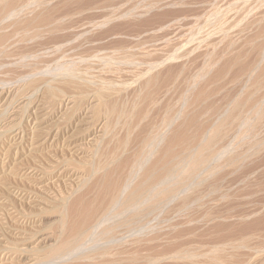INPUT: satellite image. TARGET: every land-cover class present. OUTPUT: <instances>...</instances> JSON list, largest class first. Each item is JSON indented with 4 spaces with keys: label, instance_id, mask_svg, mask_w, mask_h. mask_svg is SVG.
<instances>
[{
    "label": "bare ground",
    "instance_id": "obj_1",
    "mask_svg": "<svg viewBox=\"0 0 264 264\" xmlns=\"http://www.w3.org/2000/svg\"><path fill=\"white\" fill-rule=\"evenodd\" d=\"M22 1V0H21ZM29 1V0H28ZM27 0H26V4L24 3V4H22V6L20 5V0H0V57H1V55L2 54H4L5 53V50H6V53H9V49H8V52H7V49L6 48H9L10 47V49L12 50V47L11 46H13L14 47V45H16V44H18V42L20 41V43H19V46L21 45V43H23V42H26L27 43V45L30 43V41H32L33 43L35 42V40H37V39H44L45 41L47 40V41H49V43H50V41L51 42H53L54 43V40H61V41H63V39L65 40L66 38H67V36H68V34H67V29L69 28V25H68V23H67V25H66V23H65V25H64V23H62L63 22V20H64V22H65V19H70L72 16H73V14H71L69 11L67 12H65L64 13V11H62L63 13H60V12H58L57 10V12H55L54 11V9L52 10V11H54L55 12V14H54V12H52V11H50V9H49V11L48 10H43L41 7H44L43 5L45 4V1H48V0H41V1H36V2H34L35 0H32L31 2L29 1L28 2ZM52 1V0H51ZM50 1V2H51ZM64 1V0H63ZM162 1V0H161ZM178 1V0H177ZM183 1V0H182ZM211 1H213V0H211ZM221 1V0H220ZM219 1V2H220ZM256 1V0H255ZM254 1V2H255ZM23 2H25V1H23ZM33 2V3H32ZM53 2V1H52ZM61 1H59L58 3H60ZM146 2V1H145ZM167 2V1H166ZM179 2V1H178ZM216 2V1H215ZM238 2V1H237ZM253 2V3H254ZM263 2H264V0H263ZM262 2V3H263ZM64 3H66V2H64ZM144 3V2H143ZM173 3V2H172ZM183 3V2H182ZM205 3V2H204ZM207 3V2H206ZM250 3V2H249ZM61 4V3H60ZM151 4V3H150ZM150 4H147L148 6V10L149 9H152L153 7H154V5H150ZM181 4V3H180ZM184 4H186L185 2H184ZM190 4V3H189ZM210 4H212V3H210ZM247 4V3H246ZM246 4H245V6H246ZM252 4V3H251ZM250 4V5H251ZM261 4V3H260ZM260 4L258 3V5L260 6ZM264 4V3H263ZM51 5V4H50ZM63 5V4H62ZM61 5V6H62ZM136 5V4H135ZM179 5V4H178ZM215 5H217V4H215ZM220 5V4H219ZM249 5V6H250ZM258 5H256V6H258ZM262 5V4H261ZM48 6V5H47ZM60 6V7H61ZM67 6V5H66ZM152 6V7H151ZM182 6V5H181ZM218 6V5H217ZM223 6V5H222ZM231 6H233V5H231ZM237 6V5H236ZM235 6V7H236ZM238 6H239V4H238ZM255 6V7H256ZM258 6V7H259ZM264 6V5H263ZM46 7V6H45ZM55 7V6H54ZM59 7V8H60ZM83 7V6H82ZM105 7V6H104ZM112 7V6H111ZM110 7V8H111ZM121 7V6H120ZM119 7V8H120ZM143 7V6H142ZM208 7V6H207ZM248 7V6H247ZM247 7H245V8H243L244 10L247 8ZM63 8V7H62ZM93 8V7H92ZM101 8V7H100ZM109 8V7H108ZM113 8V7H112ZM132 8V7H131ZM218 7H216L215 8V11L213 10V13H215V12H217L216 11V9H217ZM233 8H234V6H233ZM232 8V9H233ZM257 8V7H256ZM40 9V10H39ZM57 9V8H56ZM65 9V8H64ZM63 9V10H64ZM69 9V8H68ZM84 9V8H83ZM95 10H96V8H94ZM124 9V8H123ZM154 9H155V7H154ZM156 9H157V7H156ZM209 9V8H208ZM213 9V8H212ZM219 9V8H218ZM217 9V10H218ZM221 9L222 8H220L219 10L221 11ZM231 9V8H230ZM237 9V8H236ZM254 9V8H253ZM264 9V8H263ZM66 10V9H65ZM90 11H92L91 9H89ZM101 10H102V8H101ZM108 10V9H107ZM116 10V9H115ZM122 10V9H121ZM135 10H137V9H135ZM145 10L146 9H144V12H145ZM225 10H226V8H225ZM234 10V9H233ZM251 10V9H250ZM256 10V9H255ZM76 11H77V9H76ZM81 11V10H80ZM83 12L85 11V10H82ZM87 11V10H86ZM89 11V12H90ZM110 11V10H109ZM238 11V10H237ZM79 12V11H78ZM78 12H76V14H78ZM89 12H87V13H89ZM108 12V11H107ZM122 12V11H121ZM126 12V11H125ZM222 12V11H221ZM231 12V11H230ZM249 12V11H248ZM254 12H256V11H254ZM254 12H252V14L254 13ZM259 12V11H258ZM257 12V13H258ZM260 12H261V10H260ZM263 12V11H262ZM57 13H58V15H57ZM60 13V14H59ZM81 13V16H82V12H80ZM100 13V12H99ZM103 13H105L104 11H103ZM114 13H118V12H114ZM114 13H110V15L109 16H107V17H104V19L102 18V20L100 21V20H98L99 22H96V23H94L95 22V20H93L92 22L94 23V25L93 24H90V26H88V27H86V25L84 26L85 28H86V30L84 31V32H86V34H87V44H86V46L84 47V49L86 48V47H88V46H90V47H96V46H100L101 45V43H103V40H109L110 38H114L117 34H118V31H119V29H118V31L116 30V29H113V28H111L110 30H107V31H104V32H102L103 30H101V29H103L104 27L106 28V26H108L109 25V23L111 22V23H113L112 21L113 20H115V18H118V17H113V15H116V14H114ZM127 13V12H126ZM153 13H155V12H153ZM209 13V12H208ZM212 13V14H213ZM223 14H224V8H223V12H222ZM222 13H220V14H222ZM239 13H241V12H239ZM95 14V13H94ZM120 14V13H119ZM118 14V15H119ZM137 14V13H136ZM152 14V13H151ZM164 14V13H163ZM216 14V13H215ZM225 14H226V12H225ZM224 14V15H225ZM244 14V13H243ZM249 14V13H248ZM251 14V12H250V15H252ZM260 14V13H259ZM263 14V13H262ZM70 15H72V16H70ZM79 15V18H80V14H78ZM126 15V14H125ZM128 15V14H127ZM214 15V14H213ZM224 15H219V16H221V18L224 16ZM254 16L256 15V13L255 14H253ZM90 16V15H89ZM104 16V15H103ZM212 15H210V17H211ZM219 16H217V17H219ZM241 16H243V15H241ZM245 16V15H244ZM74 17V16H73ZM97 17H99V16H97ZM215 17V16H214ZM246 17V16H245ZM259 17V18H258ZM264 16H262L261 15V17L260 16H258L257 15V19H255L254 21L255 22H257V21H259V19L260 18H263ZM83 18H84V16H83ZM86 18V17H85ZM84 18V19H85ZM89 18V17H88ZM91 18V17H90ZM89 18V19H90ZM94 18V17H93ZM100 18V17H99ZM114 18V19H113ZM212 18V17H211ZM220 18V19H221ZM240 18V17H239ZM256 18V17H255ZM145 19V18H144ZM167 19V18H166ZM218 19V18H217ZM222 19H224L225 20V16H224V18H222ZM221 19V20H222ZM236 18H234V20H235ZM242 19H243V17H242ZM253 19H254V17H253ZM71 20V19H70ZM69 20V21H70ZM73 20V19H72ZM83 20V19H82ZM154 20V19H153ZM158 20V19H157ZM208 20H209V18H208ZM214 20H215V18L213 19V20H211V21H213V23H214ZM219 20V19H218ZM223 20V21H224ZM86 21H88V20H86ZM145 21V20H144ZM201 21V20H200ZM210 21V23H212ZM227 21V20H226ZM233 21V20H232ZM261 21H262V19H261ZM80 22V21H79ZM82 22V21H81ZM81 22H80V24H81ZM91 22V21H90ZM128 22V21H127ZM143 22V21H142ZM151 22V21H150ZM228 23H229V21H227ZM238 22H239V19H238ZM242 22V21H241ZM251 22V21H250ZM252 22H253V20H252ZM254 22V23H255ZM83 23V22H82ZM117 23V22H116ZM118 23L120 24V21H118ZM117 23V24H118ZM195 23V22H194ZM207 23V22H206ZM213 23H212V25H213ZM216 24H217V22H215ZM214 23V24H215ZM218 23H219V21H218ZM232 22H230V24H231ZM233 23H235V21H233ZM72 24L74 25L75 24V21H74V23L72 22ZM77 24H78V22H77ZM79 24V25H80ZM129 24V23H128ZM128 24H126L127 25V27L129 26ZM132 24V23H131ZM133 24H134V22H133ZM145 24V23H144ZM146 24H148V25H146ZM146 24L145 25H143L142 24V26L140 25V27L136 30L135 28H133V30L134 31H132L129 27V29L130 30H128L127 31V29H126V31L127 32H129V31H132V32H129V34H128V38H129V40L131 41H135V45L133 46L132 45V47H126V46H124V49H122L121 50V48L123 47V46H121V48H120V46H119V48L117 49V52H118V50H121V52L123 53V55H124V53L126 54L123 58H122V62H120V60H118V58L116 57V56H118L120 53H118V55H116V56H114L116 53L114 52V51H116V50H114V48L112 49L113 50V57L115 58H117V60L120 62V64H117V63H119V62H117V60L116 59H114L113 58V60H115L116 61V64L117 65H119L120 67L122 66V64H123V66H125V70L123 71V69L120 71H118V69H120V67L119 68H115V69H117V71L121 74V75H119L118 76V74H117V76L119 77H116V80H114L113 78V76H114V74L113 73H109V69H108V71H107V69L106 68H104V67H102V69H104V71L106 72H108L107 73V75L109 76V74H110V76L111 75H113L112 76V78L110 77V80H109V77L106 79L107 80V82L103 79H101L100 77V81L102 80V81H105L104 83H101L100 82V84L97 82V84L95 83V78H93V75L91 76V78H92V80L93 81H91V80H88L89 78H90V75L91 74H94V77L97 75V73L100 71L99 69L101 68V65L98 63L99 61H100V57H102L101 58V61L100 62H102V63H104L105 61L107 62L108 60L110 61V59L109 58H111V60H112V57H109L108 56V58H107V56H104V54H105V52H104V54L102 53V55L104 56V57H106V58H104V60H103V56H98V55H101V51H100V53L99 52H97V51H99L98 49L96 50V51H94L95 53V55L97 56H95L94 54H92V55H94L97 59L99 58V61L96 59L95 61H98L97 63L99 64V65H97V63H95L96 64V66L98 67V66H100V68L97 70V67H96V69H95V67L94 68H92V65H94L93 63L91 64V68L94 70L95 69V73H91L90 74V72H89V70H87L88 69V67H86V68H84L83 66H86L87 64H88V66H89V63L91 62L90 61V59L91 58H93L94 56H92V57H90L89 55H88V57L90 58V59H88L87 61L89 62V63H87L86 62V58H85V60L83 61V57L82 58H79V59H81L80 60V63H75V65L78 67V65L77 64H79V67H83L84 69H85V71H84V69H82V67H81V71L83 72V74H84V72H87L88 71V73H89V77H88V79H85V77H83V79H82V77H80L79 78V76L77 77V76H75V74L73 73V72H71L68 68L67 69H65L62 73H58V74H60L61 75V78L59 79V80H57L56 79V77L58 78V75L56 76V77H54L56 80H57V83H54V80L55 79H49L48 80V78H47V80L45 81V80H40L41 82L42 81H44L45 82V85H44V89H43V91H42V93H44V95L48 98V101H49V99H51L49 102L51 103V105H52V102L51 101H54V99H55V101H56V99L57 98H59V95H63V93H64V96H62L63 97V99H64V97H65V90H71V91H73L74 90V94H73V92L71 93V94H73V95H70L69 96V94H70V92H69V94L67 95L68 97H65V99L62 101V98H61V100L59 99V101L58 102H60V101H62L61 103H60V105H59V110H61V109H63V107H68V106H71V108L73 107V109L75 110V111H68L69 112V115H65L64 117H66V118H64L65 120H63V121H66V119H68L67 121H69L70 123H71V121L70 120H72V118L69 120V118H70V113L71 112H73V113H75L76 112V110L77 109H79V107H80V109H82L83 107H82V104H81V106H79V103L81 102L82 103V100H85V99H87L90 103H88L87 102V105H86V101H85V106H84V123L83 122H81V121H83V120H81L80 122H81V124H84V136L82 135V133H81V131H80V133H81V137H80V139H76L77 137L79 138V135H78V133H74V132H76V131H78V130H76L77 129V125H79L78 123V119H76V120H78L77 121V123H76V125L75 126H73L72 128H73V134L74 135H72L71 136V134H70V138H67V139H65V145L66 146H68L69 147V144H70V142L72 143V144H74V146H73V148L77 151V152H79L80 151V148H81V144H80V142H81V140H84V141H86V139L88 140L89 139V141H87L86 143H88V142H91V145H92V147L91 148H87V150H85L86 148L85 147H87L86 145H88V144H86V145H84L83 147H84V159H85V154L88 152L89 154H90V156H91V158L90 159H85L84 160V163H83V161L81 162V163H83L84 164V173H81V172H74L75 170H73L72 172H73V174H74V177H75V184H76V187H77V189H82V188H86V192L88 193V190L89 191H91L92 192V195H94V196H92L91 195V197H93V198H91L92 200H88V199H90L89 197H90V195H88V196H86V195H84L83 197H82V194L83 193H81V195H80V193H79V195H80V197H77V194H78V192H76V194L74 195L73 193H75V192H73V193H71L70 195H71V197H74V196H76V198H74L72 201L70 200V198L68 199V200H70V201H67V200H65V198H64V200L63 199H61V200H63V201H57L56 202V204H52V205H49V206H43L44 208H39L40 209V211H35V213H37V212H39V215H38V217H37V219L39 220V217L42 215V214H40V213H43V215H45V214H47V215H50L51 217H52V215L54 216L53 217V222L52 223H50V225H52V227H54L55 229H57L54 233H53V231H52V229H54V228H52V227H50L51 228V231H52V233L51 232H49L48 234H46V235H44V236H42V237H40V238H36L35 237V235L33 234V235H31L28 239H26L25 238V240L27 241V244H25L24 242H23V240L21 241V242H23L25 245H23L22 247L23 248H19V246L18 245H16V244H8V238H6L5 237V233L4 232H6L5 230H4V228H3V225L1 224V218H2V216H3V212H4V209L9 205V203H11V201H0V263H4V261L6 260V256H7V253H9V252H11V253H13L14 255H15V258L13 257H11L12 259L10 260V261H14V262H12V264H96V262L94 261L96 258L98 259V260H100V262H99V264H253L256 260H258V258L259 257H261V255L259 256V254H260V241L261 240H263L264 239V237L261 239V237H260V234L259 233H257V232H254L252 229L256 226V223H254V222H252V223H249V224H247L246 222V224H243V223H239V224H236L237 222H238V219H237V222L235 223V224H233L232 222H229L228 220L229 219H233V216L231 217V218H229L230 217V215L229 214H224V215H222V214H220V215H218L217 216V214H215V215H212V213L210 214L209 212H206L204 215H202V217H197V218H193V216H195V215H193V216H191L190 215V218H181L180 217V219H176V217H175V215L173 216V217H175V218H167L168 217V215H167V217H165L166 216V214L164 215V217L163 216H159V217H157V218H154V219H150V215H149V217H147L146 215H148L147 214V212L149 213V214H151V212H152V210H150V209H152V208H156L157 207V209L158 208H160L161 207V205H163L165 202H167L166 200L167 199H169V198H175V199H179L180 198V193H184V192H187V191H189L190 189H193L194 187H198L199 185H201L204 181H206L208 178H210V177H212L214 174H216V173H218V172H220V170L224 167V168H226L225 166H232V165H234V164H236V160L234 159V154H233V151H234V148L236 149V151H235V154H236V156L238 157V159H239V157H240V153L239 154H237L238 152L237 151H239V149H241V148H238L237 149V145L234 143V145H232V146H234V148L233 147H231V145L229 146V145H227V146H222V147H220V150L218 149H216V152L215 153H205L206 151L207 152H209V150H210V148H212V144H214V143H216V141L217 142H219L218 141V139H220V138H218L219 136L221 137V135H219V134H221V133H219V132H221L222 130H223V128L226 126L225 125V123H224V121H222V122H219L218 124L216 123V124H214L212 121V123H213V126H212V124H211V126L209 127V128H207L205 131H207L205 134H202V135H204L201 139V145L202 146H200V147H195V148H192V150H191V152H189V153H187V154H181V156L180 155H175L174 154V147L173 148H171V146H173L175 143L176 144H179L180 143V141H181V139L182 138H184V136L182 137V133H185V131L183 132V129H182V122H184L183 120L185 119V112H186V110L184 111V109H188V108H186L187 107V100H186V97L185 96H187L188 94H189V91H192V89H194V88H192L194 85L196 86V82L198 83V79H196V80H198V81H196V80H194L193 81V83H191V85H192V87H191V85H189L190 86V89H187L186 90V92H185V94H184V96L183 97H181L180 99H181V101H178L179 102V109L178 110H174V109H176V107H178L177 106V104H176V106L174 107V108H172V110L171 111H173V112H175V113H173V112H171L172 114H173V116L171 117V118H169V116H168V120L166 119L165 120V122L164 123H162L161 125H159L160 127L158 128V130L155 132V134H154V131L156 130V129H154V130H152L153 131V134L154 135H148L149 133H151V132H149L151 129H149L148 130V132L149 133H147V136H146V138L144 139V140H142V145H143V148H141L140 150H141V152H140V150H138V152H140L139 154H137V156H136V158H135V160L132 162L131 160H129L130 158H129V155H131V154H129L128 155V153H132V152H130V151H133V149L131 150V147L129 148L130 150H129V152L126 154V158H124L123 159V161H119V159L121 158V156H118V158L117 157H115L116 155H119L120 154V152H121V150L123 149V150H125V151H127L126 149L129 147V146H131L130 145V143H129V146L127 147L126 146V144L128 143L127 141H132V140H127L126 138H129L128 136H129V133L127 134L126 133V131L128 130L127 128H125V133L126 134H124L125 136L126 135H128V136H126L125 137V139H124V136H122L123 137V139L127 142H125L124 144H122L123 142H121V141H119L118 140V138L116 139V140H114L115 139V136L116 135H118L117 133H120V132H117L116 133V135H113L114 133H113V130L115 129H113L112 128V126L114 127H116V129H117V131H119V129L118 128H120L121 127V125H120V127H118L117 128V126L119 125L118 124V122L120 121V119H121V114H122V109H120V108H117V104H118V106H119V103H121V102H119L120 100V98H121V101L123 102V100H124V96L123 95H120V96H123V97H120V98H118V100H116V101H118L119 103H116L115 102V100H113V98H114V95H116L117 94V92H118V94L120 93V90H122L121 92H123V93H121V94H127V92L128 91H130V90H132V86L133 85H137L138 84V87H139V85H140V89H143V91H148L147 90V88L148 87H151V85L152 86H154V87H158V84L160 85L161 84V82L163 83V85H164V81H167V78H168V80L170 81V79L169 78H171L170 76L171 75H173V70H176V69H173V67H167V66H170V64L172 63V64H174L175 62L177 63V62H179V60H180V57H181V50H179L178 48H175L174 49V47H173V49H172V51H171V49L169 50V49H167L166 50V46H167V38H166V36H165V30H166V27L165 26H163V24H161V23H159V22H157L156 23V25L157 26H155V24H154V26L152 27V25H150L149 24V22L147 21L146 22ZM230 24H228V25H230ZM250 25H252L251 23H249ZM262 24H264V23H262ZM121 25V24H120ZM138 25V24H137ZM197 25V24H196ZM219 25H221V24H219ZM235 25V24H234ZM240 25V24H239ZM243 25H244V22H243ZM259 25V24H258ZM76 26V25H75ZM122 26V25H121ZM134 26V25H133ZM133 26H131V27H133ZM211 26V25H210ZM232 25H230V27H231ZM241 26V25H240ZM255 26H257V25H255ZM262 26V25H261ZM72 27V26H71ZM77 27H79V26H77ZM114 27V26H113ZM120 27V26H119ZM123 27V26H122ZM151 27V28H150ZM208 26H206V28H207ZM219 27V26H218ZM263 27V26H262ZM108 28V27H107ZM116 28V27H115ZM124 28V27H123ZM172 28V27H171ZM199 28V27H198ZM202 28H204V27H202ZM222 28H224V26L223 27H220L218 30H219V33L220 34H222V33H224V31H225V29H224V31H223V29ZM239 28V27H238ZM247 28V27H246ZM10 29V30H9ZM109 29V28H108ZM125 29V28H124ZM123 29V30H124ZM205 29V28H204ZM203 29V33H205V30ZM208 29V28H207ZM239 29H241V28H239ZM251 29H252V27H251ZM255 29V28H254ZM7 30L9 31V32H7ZM12 30V32H10ZM69 30V29H68ZM73 30V29H72ZM71 30V31H72ZM199 30V29H198ZM228 30V29H227ZM246 30V29H245ZM250 30V29H249ZM262 30L264 31V29L262 28V29H258V31H261V33H264V32H262ZM22 31H24V33H22L21 34V36H19L18 35V32H22ZM70 31V30H69ZM68 31V32H69ZM100 31L102 32V33H100ZM202 31V30H201ZM207 31V30H206ZM211 31V30H210ZM214 31V30H213ZM236 31H237V33H238V30L236 29ZM240 31H242V29L240 30ZM7 32V33H6ZM15 32H16V36L18 35V37H20L19 39H17L18 40V42H16L15 41V39H14V43L16 42V44H14V43H12V40L11 39H13V37L15 38V36H13L12 37V34H10V33H14L15 34ZM123 32V31H122ZM200 32V31H199ZM249 32H251V31H249ZM74 33H76V32H74ZM77 33H78V31H77ZM81 33H82V31H81ZM121 33V32H120ZM207 34H209V32H206ZM213 33V32H212ZM230 33H232V31L230 32ZM229 33V34H230ZM237 33H235V34H237ZM9 34H10V36L12 37H10V39H9ZM20 34V33H19ZM85 36H86V34L85 33H83ZM124 34H125V32H124ZM168 34V33H167ZM227 34V33H226ZM228 34V35H229ZM243 34L245 35V33L243 32ZM253 34V33H252ZM78 35V34H77ZM197 35V34H196ZM196 35L194 34V36H192V38L189 40L190 42H196V45H197V47H199L200 46V44H201V41H199L198 39H199V37L197 36L196 37ZM210 35V34H209ZM216 35V34H215ZM224 35V34H223ZM248 35V34H247ZM246 35V37H249V36H247ZM256 35V34H255ZM79 36V35H78ZM85 36H83V37H85ZM118 36H119V34H118ZM150 36V37H149ZM204 36V35H203ZM211 36H214V34L213 35H211ZM222 36V35H221ZM230 36V35H229ZM228 36V37H229ZM243 36V35H242ZM18 37H16V38H18ZM70 37V36H69ZM201 37V36H200ZM207 37H210V36H207ZM231 37V36H230ZM233 37V36H232ZM236 37V36H235ZM245 37V36H244ZM245 37V38H246ZM256 37V36H255ZM257 37H259V35L257 36ZM74 38V37H73ZM127 38V37H126ZM154 38H157V40H160L161 41V44L157 47L156 45V47H154V46H152L150 43H149V41L151 40V39H154ZM189 38V37H188ZM212 38V37H211ZM211 38H209V39H211ZM219 38V37H218ZM27 39V40H26ZM141 39V42H143V41H147L149 44H147V46H149V45H151V46H149L148 48H144V44H145V42H144V44L143 45H141L142 43H139L138 44V41ZM178 39V38H177ZM204 39V38H203ZM214 39V38H213ZM212 39V40H213ZM222 39V38H221ZM220 39V40H221ZM237 39V38H236ZM235 39V40H236ZM256 39V38H255ZM258 39H260V37L258 38ZM263 39V38H262ZM24 40H26V41H24ZM72 40V39H71ZM82 40H84V39H82ZM81 40V41H82ZM85 40V41H86ZM123 40H124V38H123ZM149 40V41H148ZM182 40V39H181ZM205 41H206V39H204ZM208 40V39H207ZM212 40L210 41L211 43H212ZM218 40V39H217ZM226 40H227V38H226ZM244 40V39H243ZM249 40V39H248ZM257 40V39H256ZM261 40V39H260ZM264 40V39H263ZM11 41V42H10ZM29 41V42H28ZM69 41V40H68ZM109 41H111V40H109ZM108 41V42H109ZM125 41V40H124ZM156 41V40H155ZM154 41V42H155ZM159 41V42H160ZM222 41V40H221ZM232 41V40H231ZM230 41V42H231ZM237 41V40H236ZM254 41V40H253ZM70 42V41H69ZM78 42V41H77ZM83 42V41H82ZM122 42V41H121ZM151 42V41H150ZM170 42V41H169ZM173 42V41H172ZM220 42V41H219ZM219 42H217L216 40H215V44L217 45V43H219ZM241 42V41H240ZM244 42V41H243ZM249 42V41H248ZM259 42V41H258ZM79 43V42H78ZM132 43V42H131ZM151 43H153V42H151ZM182 43V42H181ZM203 43H205V42H203ZM207 43V42H206ZM205 43V44H206ZM214 43V42H213ZM223 43V42H222ZM250 43V42H249ZM249 43H248V46H249ZM253 43H255V42H253ZM35 44H36V42H35ZM58 44V43H57ZM80 44V43H79ZM155 44H158L157 42L155 43ZM190 44V43H189ZM188 44V45H189ZM192 44V43H191ZM190 44V45H191ZM210 44V43H209ZM209 44L207 43V45H208V47L207 48H209ZM214 44V45H215ZM239 43H237V45H238ZM244 44H245V42H244ZM257 44V43H256ZM260 44H262V43H260ZM25 45V44H24ZM23 45V46H24ZM30 45V44H29ZM32 45H34V44H32ZM38 45V44H37ZM40 45V44H39ZM48 45V44H47ZM61 45H63V43L61 44ZM78 45V44H77ZM103 45H105V44H103ZM114 45V44H113ZM126 45V44H125ZM128 45V44H127ZM189 45V46H190ZM193 45H195V44H193ZM202 45H204V44H202ZM223 45V44H222ZM222 45H221V47H222ZM231 45H232V42H231ZM234 45V44H233ZM246 45V44H245ZM253 45V44H252ZM35 46V45H34ZM49 46H50V44H49ZM106 46V45H105ZM112 46V45H111ZM115 46V45H114ZM143 46V47H142ZM183 46V45H182ZM211 46V45H210ZM243 46V45H242ZM251 46V45H250ZM249 46V47H250ZM255 46V45H254ZM15 47H17V46H15ZM25 47V46H24ZM26 47H29V46H26ZM31 47V46H30ZM29 47V49L31 50V48ZM36 47V46H35ZM80 47H81V45H80ZM100 47H102V46H100ZM106 47H108V46H106ZM126 47V48H125ZM168 47V46H167ZM200 47H202L203 48V46H200ZM199 47V48H200ZM218 46H215L214 48H217ZM229 47H230V45H229ZM234 47V46H233ZM246 47V46H245ZM253 47V46H252ZM261 47V46H260ZM259 47V48H260ZM34 48V47H33ZM32 48V49H33ZM40 48H41V46H40ZM76 48V47H75ZM82 48V47H81ZM80 48V49H81ZM109 49H110V47H108ZM189 48H191V50H192V47H189ZM206 48V46L204 47V49ZM213 48V47H212ZM219 48V47H218ZM224 48H225V46H224ZM226 48H228V46L226 47ZM225 48V49H226ZM232 48V47H231ZM258 48V47H257ZM263 48H264V45H263V47H261V49H257V50H260V54H259V58L257 57V59H259L258 60V62H257V64L255 65V63H254V65L252 66V65H248V66H251V68L250 67H248V68H244L245 70H243V71H246V72H242L243 74H245V77H244V82H245V80H246V82L244 83L243 82V84L244 85H242V86H244V88L242 87V90L243 89H245L246 87H247V85L248 86H250L249 85V83H251V80H253V81H255L254 83H251V84H254V85H256V87L257 86H260L261 85V83H262V81L264 80V70L263 69H259V67L261 68V64L263 63L264 64V50H263ZM16 49V48H15ZM23 49V48H22ZM36 49V48H35ZM59 49V48H58ZM63 49V48H62ZM65 49V48H64ZM63 49V50H64ZM79 49V48H78ZM77 49V50H78ZM88 49V48H87ZM92 49V48H91ZM90 48L88 49V50H86V52L88 51V52H91L92 53V50H91ZM107 49V48H106ZM187 49V48H186ZM210 49V48H209ZM220 49H223V48H220ZM30 50H26L27 52L29 51L30 52ZM34 50V49H33ZM39 50V49H38ZM93 50H95V49H93ZM104 50H105V47H104ZM108 50V49H107ZM107 50H105V51H107ZM111 50V49H110ZM123 50L125 51V52H123ZM170 52H169V51ZM190 50V52L192 53V51L194 50H192L191 51ZM213 50V49H212ZM216 50H218V49H216ZM252 50H253V48H252ZM251 50V51H252ZM262 50V51H261ZM36 51V54H37V49L35 50ZM40 51V50H39ZM43 51V50H42ZM55 51V50H54ZM67 51V50H66ZM103 51V50H102ZM186 51H189V50H186ZM196 51H197V49H196ZM195 50H194V52H195V54L197 53ZM200 51V50H199ZM220 51V50H219ZM226 51H227V49H226ZM228 51H229V49H228ZM233 51H235V50H233ZM239 51V50H238ZM249 51H250V49H249ZM22 52H24V51H22ZM27 52H25V53H23L24 55H25V57H29V56H31V55H34V51L32 52V54H31V52H30V54L31 55H29V53H27ZM68 52V51H67ZM82 52H83V50H82ZM86 52H84V54H83V56L85 55L86 56ZM88 52H87V54H88ZM96 52H97V54H96ZM168 52V53H167ZM183 52H184V50H183ZM190 52H188L189 53V57L191 56L190 54ZM203 54H204V50H202L201 51ZM207 52H209L208 50H207ZM213 52H214V50H213ZM225 52V51H224ZM230 52H232V50L230 51ZM39 53H41V51L39 52ZM44 53V52H43ZM66 53V52H65ZM110 53H111V55H112V52H109V55H110ZM121 53V54H122ZM185 53V52H184ZM187 53V52H186ZM235 53V52H234ZM238 53V52H237ZM256 53V52H255ZM11 54H13V53H11ZM52 54V53H51ZM81 54V53H80ZM80 54H79V52H78V56L80 57ZM120 54V55H121ZM208 54V53H207ZM207 54H206V56H207ZM212 54V53H211ZM215 54V53H214ZM226 54V53H225ZM225 54H222V55H225ZM228 54H229V52H228ZM238 54H240V53H238ZM7 55V54H6ZM8 55H10V54H8ZM41 54H39V56H40ZM48 55V54H47ZM46 55V56H47ZM50 55V54H49ZM56 55H57V53H56ZM75 55V54H74ZM76 55V56H77ZM105 55H108L107 54V52H106V54ZM119 55V56H120ZM213 55V54H212ZM231 55V54H230ZM4 55H2V57H3ZM35 56V57H34ZM34 56H31L30 57V60H34V61H37V60H39V61H41L40 59H39V57H37L38 56V54H37V56L36 55H34ZM52 56H54L55 57V54L54 55H52ZM84 56V57H85ZM118 56V57H119ZM185 56V55H184ZM186 56H188V55H186ZM214 56V55H213ZM227 56V55H226ZM233 56V55H232ZM235 56V55H234ZM233 56V57H234ZM254 56H255V54H254ZM253 56V57H254ZM37 57V60H35V58ZM41 57V56H40ZM51 57V56H50ZM189 57H187V58H189ZM197 57V56H196ZM220 57V56H219ZM222 57V56H221ZM220 57V58H221ZM235 57H237V55L235 56ZM244 57V56H243ZM252 57V58H253ZM3 58H6V59H8V57L7 56H4ZM13 58H14V56H13ZM49 58V57H48ZM183 58H186V57H183ZM186 58V59H187ZM207 58V57H206ZM212 58V57H211ZM210 58V59H211ZM217 59V55H216V57H214V59ZM220 58L219 59H217V60H219L220 61ZM223 58H225L224 56H223ZM238 58H240L239 56H238ZM237 58V60H239ZM256 58V57H255ZM0 59H2V58H0ZM11 59V58H10ZM29 59V58H28ZM47 59V58H46ZM75 59V58H74ZM76 59H78V58H76ZM75 59V61H77ZM95 59V58H94ZM93 59V60H94ZM181 59H182V57H181ZM191 59V58H190ZM216 59H215V62H214V60L213 61H205V62H207L206 64H209L208 65V67L210 66V65H214L215 63H216ZM245 59V58H244ZM257 59H255V60H257ZM5 60V59H4ZM30 60H28V61H30ZM92 60V59H91ZM103 60V61H102ZM187 60H189V59H187ZM233 62L235 61V59H231ZM253 60V59H252ZM12 61V60H11ZM10 61V62H11ZM14 61V60H13ZM16 61V60H15ZM33 61V62H34ZM38 61V62H39ZM73 59H71V62H75ZM95 61H93V62H95ZM109 61L107 62V65H108V63H109ZM115 61H110V63L109 64H112L111 62H113V64H115L114 62ZM183 61V60H182ZM203 61V60H202ZM218 61V62H219ZM224 61V60H223ZM241 61V60H240ZM1 62V61H0ZM5 62V61H4ZM9 62V63H10ZM32 62V63H33ZM44 62H47L48 63V61H44ZM51 62V61H50ZM84 63L83 65H81V63ZM184 62V61H183ZM186 62V61H185ZM209 62V63H208ZM222 62V61H221ZM226 62V61H225ZM224 62V63H225ZM239 62V61H238ZM249 62V61H248ZM254 62V61H253ZM6 63H7V61H6ZM5 63V64H6ZM7 64L8 65V67H10V66H12L11 64ZM30 63V62H29ZM41 63V62H40ZM40 63H38L39 65H42V64H40ZM42 63H43V61H42ZM52 63V62H51ZM51 63H49V65L51 64ZM56 63H57V61H56ZM85 63H86V65H85ZM101 63V64H102ZM122 63V64H121ZM204 63V62H203ZM231 63V62H230ZM246 63V62H245ZM251 63V62H250ZM4 64V63H3ZM36 64H37V62H36ZM37 64V65H38ZM55 64V63H54ZM58 64V63H57ZM105 64V63H104ZM115 64V65H116ZM181 64H183V63H181ZM180 64V65H181ZM219 64V63H218ZM217 64V65H218ZM234 64H236L235 62H234ZM233 64V65H234ZM248 64V63H247ZM247 64H246V66H247ZM262 64V65H263ZM6 65V66H7ZM10 65V66H9ZM36 65V66H37ZM43 65L45 66V63H43ZM42 65V66H43ZM47 65V64H46ZM49 65H47L45 68H43L44 70H46V71H48V72H50L51 71V69H50V71L48 70V69H46V68H49ZM73 65H74V63H73ZM72 65V66H73ZM107 65L105 64V65H102V66H106L107 67ZM115 65H113V66H115ZM179 65V66H180ZM216 64L214 65L215 66V68H216V66H217ZM220 65V64H219ZM218 65V66H219ZM224 65V67H225V64H223ZM227 65V64H226ZM230 65V64H229ZM239 65H240V63H239ZM241 65H243V63H241ZM4 66V65H3ZM29 66H30V64H29ZM28 66V67H29ZM36 66H35V68H36ZM58 66V65H57ZM76 66H75V68H76ZM109 66V65H108ZM122 66V67H123ZM206 67H207V65H205ZM214 66H213V68H214ZM19 66H17L16 65V67L15 68H18ZM24 67V66H23ZM25 67H27V66H25ZM32 67H33V64H32ZM41 66H39L37 69H38V71L40 70L39 68H40ZM50 67H51V65H50ZM74 67V66H73ZM121 67V68H122ZM168 68V70L167 69H165V68ZM185 67V66H184ZM204 67V66H203ZM207 67V68H208ZM211 67V66H210ZM12 68H14V67H11V70H12ZM30 68V67H29ZM29 68H24V69H22V70H24L23 71V73L24 72H26V74L28 73V76L26 75L25 76V74L23 75V73H22V76H24V78H22V76L20 77L18 74H17V72H15V71H13V72H15L16 74H17V76L18 77H20V78H22V79H20L22 82H25L26 83V86H27V84L28 85H31L33 88H35L33 85L34 84H38V83H40V82H38L39 81V79L37 80V79H32V78H28L29 76L30 77H32L34 74H35V71H33L32 69L34 68H32V69H30L33 73V75L31 76V75H29ZM57 67H55V69H56ZM75 68H74V70H75ZM90 68V67H89ZM108 68V67H107ZM110 68L113 70V68H112V66L110 65ZM165 69L166 71L165 72H163L162 73V71H160V70H162V69ZM175 68V67H174ZM205 68V67H204ZM203 68V69H204ZM207 68H205V69H207ZM213 68L212 69H207V70H213ZM220 69H219V72H221V71H223V70H225V68L223 69V67L221 68V66L219 67ZM230 68V67H229ZM233 68V67H232ZM237 68V67H236ZM239 68V67H238ZM237 68V69H238ZM263 68H264V66H263ZM8 69V68H7ZM21 68H19V70H20ZM36 69V70H37ZM41 69H42V67H41ZM55 69H54V67H53V70L55 71ZM61 69H62V67H61ZM79 69V68H78ZM106 69V70H105ZM110 69V70H111ZM114 69V70H115ZM203 70V72H204V74H201L202 72H200V75H202V77H204L203 75H207V73H205V71L206 70ZM235 69V68H234ZM257 69H259V70H263L262 72L261 71H259V72H261V76L257 73L258 71H257ZM1 70V69H0ZM5 70V69H4ZM14 70V69H13ZM15 70H18V69H15ZM28 72H27V71ZM91 70V69H90ZM93 70H91V71H93ZM111 70V71H112ZM113 70V72L114 73H116L115 71ZM135 70H137L136 72H132V71H135ZM181 70H182V68H181ZM232 70V69H231ZM231 70H230V72H231ZM6 71V70H5ZM8 72H12V71H10V70H7ZM31 71H30V74H31ZM37 71V72H38ZM57 71V70H56ZM55 71V72H56ZM80 71V69L77 71V69H76V74H77V72H79ZM81 71H80V73H81ZM104 71H103V73H102V75L103 76H106V75H104L105 73H104ZM197 71V70H196ZM216 71H218V70H216ZM257 71V72H256ZM20 72H21V70H20ZM20 72H18V73H20ZM60 72V71H59ZM100 72H102V70L100 71ZM117 72V73H118ZM181 72H183V71H181ZM199 72V71H198ZM206 72H209V71H206ZM212 72V71H211ZM225 72V71H224ZM223 72V73H224ZM87 73V74H88ZM132 73H134V74H136L135 76L134 75H130V74H132ZM195 73V72H194ZM197 73V72H196ZM195 73V74H196ZM236 73V72H235ZM242 73H241V75H242ZM7 74H9V73H7ZM37 74V73H36ZM86 73H85V75H87ZM99 74V73H98ZM193 74V73H192ZM191 74V75H192ZM216 74V73H215ZM222 74V73H221ZM234 74V73H233ZM233 74H231V75H233ZM12 75H14V74H12ZM11 75V76H12ZM21 75V74H20ZM39 75H40V73H39ZM42 75V74H41ZM41 75H40V77H41ZM101 74L100 75H98V76H101V77H103ZM116 75V74H115ZM175 75V74H174ZM173 75V76H174ZM177 75V74H176ZM182 75H184V74H182ZM194 75V74H193ZM192 75V76H193ZM199 74L196 76V77H199L200 76ZM213 75V74H212ZM217 75V74H216ZM234 75H236V74H234ZM233 75V76H234ZM254 75L257 77V75H259V77H260V79L258 80V78H256L255 80L253 79L254 78ZM37 77H39L38 75H36ZM80 76H82V74L80 75ZM84 76V75H83ZM88 76V75H87ZM130 76H132L131 78H130ZM134 76V77H133ZM190 76V75H189ZM223 76V75H222ZM237 76V75H236ZM243 76V75H242ZM9 77H10V75H9ZM13 77V76H12ZM25 77H27L28 79L26 80L25 79ZM35 77V76H34ZM128 77V78H127ZM175 77V76H174ZM177 77H179V76H177ZM177 77H175V79L177 78ZM184 77V76H183ZM188 77V76H187ZM194 77V76H193ZM202 77H199V79L201 78L202 79ZM216 77V76H215ZM8 78V77H7ZM14 78H15V76H14ZM87 78V77H86ZM90 78V79H91ZM182 78V77H181ZM189 78V77H188ZM218 78H220L219 76H218ZM2 79V78H1ZM4 79V78H3ZM31 79V80H30ZM119 79V80H118ZM174 79V78H173ZM172 79V80H173ZM174 79V80H175ZM178 79V78H177ZM182 79H184V78H182ZM186 79V78H185ZM204 79H206V78H203V80ZM210 79V78H209ZM215 79V78H214ZM228 79H230V78H228ZM233 79V78H232ZM232 79H230V80H232ZM239 79V78H238ZM5 80H6V78L4 79V80H1V81H3L2 83L3 84H6V82L9 80V78L6 80V82H5ZM15 80V79H14ZM13 80V81H14ZM96 80H98V78L96 79ZM179 80V79H178ZM181 80V79H180ZM191 80V79H190ZM220 80V79H219ZM258 80V81H257ZM1 81H0V83H1ZM27 81V82H26ZM161 81V82H160ZM196 81V82H195ZM225 81H226V79H225ZM5 82V83H4ZM9 82V81H8ZM7 82V83H8ZM38 82V83H37ZM44 82H42V84L41 85H43V83ZM56 82V81H55ZM175 82V81H174ZM176 82H178V81H176ZM181 82V81H180ZM184 83H185V81H183ZM200 82V81H199ZM202 83H203V81H201ZM205 82V81H204ZM166 83V82H165ZM171 83V82H170ZM190 83V82H189ZM214 83V82H213ZM212 83V84H213ZM221 83V82H220ZM226 83V82H225ZM2 84V85H3ZM21 84V83H20ZM23 84V83H22ZM167 84V83H166ZM200 84V83H199ZM232 84V83H231ZM236 84V83H235ZM2 85L0 86V87H2ZM25 85V84H24ZM40 85V84H39ZM168 85V84H167ZM167 85H166V87H167ZM178 85V84H177ZM206 85V84H205ZM209 85V84H208ZM218 85V84H217ZM216 85V86H217ZM227 85V84H226ZM228 85H230V84H228ZM227 85V86H228ZM233 85V84H232ZM237 85V84H236ZM4 86V85H3ZM17 86V85H16ZM31 86H27V87H31ZM35 86H37V85H35ZM161 86H162V84H161ZM161 86L159 87V91H160V88H161ZM165 86V85H164ZM181 86V85H180ZM183 86V85H182ZM219 87H221L220 85H218ZM24 87V86H23ZM23 87H20V88H23ZM31 87V88H32ZM38 87V86H37ZM37 87H36V89H37ZM166 87H164L165 89H166ZM175 87V86H174ZM179 87V86H178ZM204 87H206V86H204ZM224 87L225 86H223V89H224ZM231 87H233V86H231ZM241 87V86H240ZM262 87V86H261ZM29 89V91L30 90H33V88L32 89ZM39 88L41 89V87L39 86L38 87V91H39ZM131 88V89H130ZM133 88H134V86H133ZM162 88H163V86H162ZM161 88V89H162ZM180 88V87H179ZM182 88H184V87H182ZM202 88V87H201ZM251 88V87H250ZM253 88V87H252ZM260 88V87H259ZM25 89H26V87H25ZM130 89V90H129ZM137 89V87L135 88V90ZM140 89H139V91L138 90H136L137 92H141V94H143L142 93V90L140 91ZM146 89V90H145ZM151 89V88H150ZM165 89L164 90H162V91H160L159 92V94H161L163 91H165ZM178 89V88H177ZM211 89V88H210ZM216 89V88H215ZM222 89V88H221ZM226 90H227V88H225ZM230 89V88H229ZM233 89V88H232ZM254 89H256V88H254ZM36 90V91H37ZM155 90V89H154ZM167 90H169V88H167ZM179 90V89H178ZM177 90V91H178ZM202 90V89H201ZM206 90H208V89H206ZM238 90V89H237ZM241 90V89H240ZM246 90H249V88L248 89H246ZM253 90V89H252ZM256 90H258V89H256ZM24 91V90H23ZM27 91H28V89H27ZM37 91V92H38ZM65 91V92H64ZM126 93H125V92ZM134 91V90H133ZM135 91V92H136ZM156 91V90H155ZM177 91H176V93H177ZM180 91V90H179ZM183 91V90H182ZM198 91V90H197ZM200 91V90H199ZM205 91V90H204ZM212 91V90H211ZM218 91H219V89H218ZM223 91V90H222ZM236 91V90H235ZM234 91V95H235V93H237V92H235ZM245 91V90H244ZM250 91V90H249ZM2 92V91H1ZM25 92V91H24ZM33 92H34V90H33ZM131 92L132 91H130V92H128L130 95H133L134 94V92H133V94H131ZM158 92V91H157ZM168 92V91H167ZM171 92V91H170ZM173 90H172V94H173ZM194 92V91H193ZM192 92V93H193ZM202 92V91H201ZM231 92V91H230ZM68 93V92H67ZM166 93V92H165ZM165 93H163V95H165ZM203 93V92H202ZM217 93H219V92H216V95H217ZM221 93V92H220ZM239 93V92H238ZM242 93L243 92H241L239 95L237 94L236 96H238L237 98H234V99H232L231 101H230V103L228 104L227 103V107H225V108H227L225 111H224V113L222 114V117L226 120L225 122H227V120H231L232 119V121H233V119H235V118H240V117H238L240 114H241V112L242 111H244V109H245V107L246 106H241L240 104L241 103H243L244 101V99L242 100V102H241V100L239 99V97L242 95ZM247 93V92H246ZM245 92H244V94H246ZM255 93V92H254ZM258 93V92H257ZM2 94V93H1ZM7 94V93H6ZM24 94V93H23ZM117 94V95H118ZM135 94H137V93H135ZM134 94V95H135ZM140 94V93H139ZM139 94H137V97L139 98L140 96H139ZM140 94V95H141ZM148 94H149V92H148ZM142 95V97L145 99V98H148L149 99V97L151 96V94H153V93H151L150 95ZM158 94V93H157ZM155 95V96H158V95ZM170 94V93H169ZM198 94V93H197ZM201 94V93H200ZM199 94V95H200ZM206 94H208V93H206ZM215 94V93H214ZM225 94H226V92H225ZM228 94V93H227ZM252 94V93H251ZM3 95V94H2ZM12 95V94H11ZM26 95V94H25ZM115 96L116 98L118 97V96ZM133 95V96H134ZM178 95V94H177ZM203 95V94H202ZM209 95H210V93H209ZM220 95V94H219ZM229 95V94H228ZM232 95V94H231ZM233 95V96H234ZM247 95V94H246ZM263 95V94H262ZM1 96V95H0ZM22 96V95H21ZM43 96V95H42ZM125 96H128V95H125ZM132 96V97H133ZM175 96V95H174ZM189 96V95H188ZM190 96H192V95H190ZM197 96V95H196ZM203 96H205V95H203ZM207 97H208V95H206ZM212 96V95H211ZM214 97H215V95H213ZM248 96V95H247ZM9 97V96H8ZM44 97V96H43ZM131 96H129L128 97V100L127 101H129L131 98H132ZM136 96H134V100L136 99L137 101H138V98H137ZM154 97V95H152L150 98H151V100H152V98ZM159 97H160V95H159ZM168 97V96H167ZM166 97V98H167ZM180 97V96H179ZM202 97V96H201ZM210 97V96H209ZM220 97V96H219ZM229 97H230V95H229ZM243 97H245V98H247L246 96H244V95H242V98ZM1 98V97H0ZM34 98V97H33ZM36 98V97H35ZM143 98H142V100H143ZM155 98V97H154ZM158 98V97H157ZM161 98V97H160ZM162 98H163V96H162ZM161 98V99H162ZM193 98H195L194 96H193ZM198 98H200V97H198ZM197 98V99H198ZM204 98V97H203ZM213 98V97H212ZM212 98H210V100H212ZM217 98V97H216ZM224 98V97H223ZM241 98V97H240ZM241 98V99H242ZM251 98V97H250ZM254 98H256V96L254 97ZM8 99V98H7ZM16 99V98H15ZM126 99H127V97H126ZM176 99V98H175ZM179 99V100H180ZM187 99H188V97H187ZM190 99V98H189ZM200 99H202V98H200ZM206 99H208V98H206ZM36 100V99H35ZM38 100V99H37ZM41 100V99H40ZM44 100V99H43ZM113 100V101H112ZM133 100V99H132ZM139 100H141V97L139 98ZM150 100V99H149ZM159 100V99H158ZM166 100V99H165ZM196 100V99H195ZM195 100H194V102H195ZM217 100V99H216ZM215 100V101H216ZM222 100V99H221ZM220 100V101H221ZM223 100H225V99H223ZM228 100V99H227ZM239 100H240V102L241 103H238L239 102ZM258 100V99H257ZM260 100V99H259ZM258 100V101H259ZM7 101V100H6ZM11 101V100H10ZM131 101V100H130ZM146 101H148L147 99H146ZM146 101H144V102H146ZM156 101V100H155ZM171 101V100H170ZM191 101H193V100H191ZM199 101V100H198ZM201 101V100H200ZM203 101V100H202ZM202 101L200 102V103H202ZM207 101V100H206ZM209 101V100H208ZM226 101V100H225ZM224 101V102H225ZM247 101H248V99H247ZM15 102V101H14ZM21 102V101H20ZM47 102V101H46ZM95 103L94 105H92L93 103ZM134 102V101H133ZM140 102V101H139ZM138 102V103H139ZM143 102V101H142ZM154 102V101H153ZM158 102V101H157ZM156 102V103H157ZM204 102V101H203ZM222 102V101H221ZM227 102H229V100L227 101ZM9 103V102H8ZM12 103V102H11ZM39 103H40V101H39ZM50 103H48V104H50ZM83 103H84V101H83ZM92 103V104H91ZM147 104L149 103V101L148 102H146ZM160 102H158L156 105H158ZM172 103V102H171ZM170 103V104H171ZM200 103L198 104L199 106H200ZM208 102H206V104H207ZM210 103V102H209ZM212 103V102H211ZM216 103V102H215ZM214 103V104H215ZM246 103V102H245ZM245 103H243V105L245 104ZM4 104V103H3ZM13 104V103H12ZM28 104V103H27ZM31 104V103H30ZM41 104V103H40ZM90 104L92 105V106H90ZM123 104H125V103H123ZM123 104H121V105H123ZM128 104V103H127ZM134 104H136V103H134ZM149 104H151V101H150V103ZM155 104V103H154ZM189 104V103H188ZM196 104V103H195ZM205 104V106L204 107H206L207 105ZM218 104H220V103H218ZM247 104V103H246ZM34 105V104H33ZM46 105H47V103H46ZM51 105L49 106V108H52L51 107ZM56 105V104H55ZM128 105H130V104H128ZM133 105V104H132ZM138 105V104H137ZM155 105V106H156ZM162 105H163V103H162ZM190 105V104H189ZM188 105V106H189ZM194 105V104H193ZM217 105V104H216ZM9 106V105H8ZM17 106V105H16ZM124 107L126 106V104L125 105H123ZM133 106H136V105H133ZM143 106V105H142ZM154 106V105H153ZM159 106V105H158ZM160 106H161V104H160ZM165 106V105H164ZM191 106V105H190ZM198 106V107H199ZM210 106V105H209ZM212 106H213V104H212ZM212 106H210V107H212ZM255 106V105H254ZM257 106H258V108H257ZM257 106H255L256 107V109H254V110H252V112L251 113H248L247 115H245L247 112H248V110H246V111H244L243 113H245L244 114V116H246V117H244V118H242L243 117V115H241V120L242 121H244V123H245V125H247L246 123H248L249 121H251L253 118H255L256 119V121H254V119H253V121L254 122H252L251 121V125H256L255 123H257V118L256 117H258V119H259V117H261L260 115L261 114H263V113H260L261 112V109L264 111V106H261V108L259 107L260 105H257ZM2 107H3V105H2ZM2 107H1V109H2ZM48 107V106H47ZM82 107V108H81ZM123 107V108H124ZM141 107V106H140ZM149 107V106H148ZM151 107V106H150ZM157 107V106H156ZM209 107V108H210ZM216 107V106H215ZM219 107V106H218ZM252 107L253 106H251V109H252ZM263 107V108H262ZM26 108H28V107H26ZM46 108V107H45ZM70 107H68L67 108V110L69 109ZM122 108V107H121ZM128 107H126L125 109H127ZM134 108V107H133ZM133 108H131L132 109V111L131 112H134L133 111ZM143 108V107H142ZM153 108V107H152ZM151 108V109H152ZM158 108V107H157ZM160 108V107H159ZM193 108V110H194V106L192 107ZM191 108V109H192ZM4 109V108H3ZM10 109V108H9ZM14 109V108H13ZM20 109V108H19ZM22 109V108H21ZM55 109V106L53 107V110ZM120 109V110H119ZM136 109V108H135ZM145 109H146V107H145ZM150 109V108H149ZM199 109V108H198ZM206 109V108H205ZM221 109V108H220ZM243 109V110H242ZM249 109V108H248ZM23 110V109H22ZM24 110H26L25 108H24ZM37 110V109H36ZM52 110V111H53ZM57 110V109H56ZM82 110V111H83ZM143 110V109H142ZM160 110H163V108L161 107V109ZM189 110V109H188ZM188 110H187V112H188ZM196 110V109H195ZM200 110H201V108H200ZM200 110H199V112H200ZM204 110V109H203ZM202 110V111H203ZM219 110V109H218ZM218 110H216V111H218ZM223 110V109H222ZM250 110V109H249ZM13 111V110H12ZM15 111H18L17 109L15 110ZM50 111V110H49ZM52 111H50L51 113H52ZM78 111V110H77ZM123 111H126V110H123ZM128 111H130L129 110V108H128V110L126 111V113L128 112ZM144 111V110H143ZM151 111V110H150ZM149 111V112H150ZM164 111V110H163ZM165 111H166V109H165ZM184 111V112H183ZM211 111H213L212 109H211ZM55 112V111H54ZM61 112V111H60ZM60 112H58V113H60ZM68 112H66V113H68ZM80 112H81V110H80ZM146 112V111H145ZM151 112H153V111H151ZM154 112H156V111H154ZM162 112V111H161ZM169 112V111H168ZM189 112H190V110H189ZM197 112V110L195 111V113ZM11 113V112H10ZM23 113V115H24V112H22ZM55 113H57V112H55ZM64 114H65V112H63ZM77 113V112H76ZM75 113V114H76ZM82 113V112H81ZM80 113V114H81ZM126 113H124L123 112V114H122V118L124 119H121V121L123 120L124 122H125V118H124V116L125 115H127V114H129V112L126 114ZM139 113V114H138ZM143 113V115H144V112H142ZM159 113H160V111H159ZM191 113H192V111H191ZM204 113H205V110H204ZM207 113V112H206ZM212 113H214V112H212ZM219 113V112H218ZM21 114V113H20ZM50 114V113H49ZM53 114V113H52ZM52 114H50L51 116H52ZM72 114V113H71ZM75 114L73 115V119L75 118ZM125 114V115H124ZM142 115L141 114V111H139V112H137V109H136V111L134 112V114L132 115V116H135L136 118L134 119V118H132L131 117V115L129 116L128 115V117H130V119H134V120H136V122H137V116L136 115ZM148 114H150V113H148ZM147 113H145V115L147 116L148 115ZM161 114V113H160ZM209 114V113H208ZM207 114V115H208ZM4 115V114H3ZM15 115V114H14ZM22 115V114H21ZM46 115V113L44 114V116ZM79 115V114H78ZM78 115H77V118H78ZM154 115V114H153ZM159 115V114H158ZM162 115H163V112H162ZM171 115V114H170ZM198 115V114H197ZM197 115H194V116H197ZM5 116H7V115H5ZM5 116H4V118H5ZM20 116V115H19ZM60 116H62V115H60ZM69 116V117H68ZM160 116V115H159ZM192 116V115H191ZM204 116V115H203ZM216 116H217V114H216ZM215 116V117H216ZM220 116V115H219ZM2 117V116H1ZM9 117V116H8ZM7 117V118H8ZM31 117V116H30ZM39 117V116H38ZM49 117V116H48ZM47 117V118H48ZM72 117V116H71ZM126 117V116H125ZM142 117V116H141ZM141 117H139V118H141ZM151 117H153V116H151ZM189 117V116H188ZM193 117V116H192ZM15 118V117H14ZM21 118V117H20ZM24 118V117H23ZM33 118V117H32ZM40 118V117H39ZM46 117H44L42 120H40V122H39V124L40 125H37V127H35V131L33 132V133H35V138L37 139V141H38V143L39 144H36L37 146H34L33 148H32V152H34V153H36V152H38V151H42L43 150V148H44V146H45V143H46V140H44L43 142H41V139H44L43 138V136H45L46 135V137H47V134L50 132V131H47V134H45L44 133V130H46L44 127H43V125L45 124V122H46V119H47ZM89 118H90V120H91V124H90V126H89V124H88V126H89V128H85V122L87 121V120H89ZM120 118V119H119ZM143 118H146L145 116L143 117ZM143 118H142V120H143ZM154 118V117H153ZM160 118V117H159ZM167 118V117H166ZM196 118H199V115H198V117H196ZM209 118V117H208ZM210 118H211V115H210ZM262 118H264V117H262ZM261 118V119H262ZM51 119V118H50ZM53 119V118H52ZM63 119V118H62ZM119 119V120H118ZM147 119H149V118H147ZM154 119H156V118H154ZM165 119V118H164ZM195 119V118H194ZM214 119V118H213ZM260 119V120H261ZM12 120V119H11ZM23 120V119H22ZM48 120V119H47ZM61 120V119H60ZM89 120V121H90ZM133 120V122H135ZM151 120H152V118H151ZM188 120H191L190 122H192L193 121V119H190V118H188ZM206 120H207V118H206ZM259 120V121H260ZM6 121V120H5ZM58 121H59V119H58ZM65 122V123H69V122ZM73 121V120H72ZM75 121V120H74ZM118 121V122H117ZM122 121V122H123ZM139 121H140V123L139 124H141L142 122H141V120L139 119ZM159 121V120H158ZM179 121V122H178ZM195 121V120H194ZM214 121H215V119H214ZM2 122V121H1ZM12 122V121H11ZM34 122V121H33ZM35 122H36V119H35ZM60 122V121H59ZM88 122V121H87ZM86 122V123H87ZM121 122V123H122ZM123 122V123H124ZM127 122V121H126ZM132 122V121H131ZM149 122H151V121H149ZM190 122H189V124H190ZM237 122V121H236ZM44 123V124H43ZM127 123H129V122H127ZM138 123V122H137ZM136 123V124H137ZM153 123V122H152ZM151 123V124H152ZM186 123V122H185ZM194 123V122H193ZM254 123V124H253ZM264 123V122H263ZM18 124V123H17ZM33 124V123H32ZM54 124V123H53ZM113 124H115V125H113ZM116 124H117V126H116ZM130 124V123H129ZM128 124V125H129ZM135 124V123H134ZM134 124H133V126H132V128L134 127ZM139 124H137L138 125V127H136V125H135V129H136V131L137 130H139L140 128V126H139ZM196 124V123H195ZM199 124V123H198ZM210 124V123H209ZM208 124V125H209ZM250 124V123H249ZM261 124V123H260ZM259 124V125H260ZM19 125V124H18ZM18 125H16V126H18ZM26 125V124H25ZM46 125V124H45ZM55 125V124H54ZM59 125V124H58ZM57 125V127L58 128H61V127H59ZM61 125V124H60ZM66 125V124H65ZM68 125V124H67ZM67 125H66V128H67V130L69 129L68 127H67ZM126 125V124H125ZM238 125V124H237ZM49 126V125H48ZM47 126V127H48ZM87 126V127H88ZM194 126V125H193ZM248 127H249V125H247ZM9 127V126H8ZM13 127H14V125H13ZM12 127V128H13ZM19 127V126H18ZM21 127V126H20ZM53 127V126H52ZM54 127H56V126H54ZM54 127L52 128V131H53V129H54ZM56 127V128H57ZM122 127H125V126H123L122 125ZM192 127V126H191ZM196 127V126H195ZM194 127V128H195ZM198 127V126H197ZM229 127H231V126H229ZM243 127V126H242ZM253 127V126H252ZM251 127V128H252ZM255 127V126H254ZM253 127V128H254ZM21 128H23V127H21ZM57 128V129H58ZM129 128H131V125H130V127ZM139 128V129H138ZM189 128V127H188ZM187 128V129H188ZM202 128H204V127H202ZM202 128H201V132H202ZM3 129H5V128H3ZM51 129V128H50ZM62 129V128H61ZM60 129V130H61ZM115 129V130H116ZM127 129V130H126ZM135 129H134V131H135ZM144 128H142V130H143ZM153 129V128H152ZM195 129H197V128H195ZM225 129V128H224ZM18 130H20V129H18ZM59 130V129H58ZM59 130V131H60ZM130 131L132 130V129H129ZM142 130H141V133H142ZM145 130V129H144ZM190 130H193V129H191L190 128ZM232 130V129H231ZM236 130H237V128H236ZM241 130H243V129H241ZM241 130H240V132H241ZM1 131V130H0ZM57 132L58 134L61 132ZM122 131H123V129H122ZM133 131V130H132ZM181 131H182V133H181ZM225 131V130H224ZM232 131H234V130H232ZM248 131V130H247ZM255 131H256V129H255ZM8 132V131H7ZM13 132V131H12ZM55 132H56V130H55ZM138 132V131H137ZM147 132V131H146ZM195 132V131H194ZM198 132V131H197ZM196 132V133H197ZM228 132V131H227ZM253 132V131H252ZM2 133H3V131H2ZM1 133V134H2ZM56 133V134H57ZM62 133V132H61ZM60 133V134H61ZM65 133V132H64ZM79 133V134H80ZM138 133H140V132H138ZM144 133V132H143ZM189 133V132H188ZM198 133H200V132H198ZM235 133V132H234ZM241 133H243V132H241ZM255 133V132H254ZM45 134V135H44ZM57 134V135H58ZM59 134V135H60ZM63 134V133H62ZM146 134V133H145ZM144 134V135H145ZM182 134V135H181ZM193 134V133H192ZM207 134V135H206ZM223 134H225L224 132H223ZM260 134V133H259ZM3 135V134H2ZM7 135V134H6ZM15 135V134H14ZM25 135V134H24ZM64 135V134H63ZM77 135V137H74V136H76ZM123 135V134H122ZM138 135H140V134H138ZM205 135H206V137H205ZM219 135V136H218ZM1 136V135H0ZM50 135H48V137H49ZM198 136V135H197ZM201 136V135H200ZM250 136V135H249ZM253 136H255V135H253ZM8 137V136H7ZM33 137V136H32ZM58 137V136H57ZM62 137V136H61ZM67 137V136H66ZM75 138L77 141L74 143L73 141H72V138ZM118 137H121V135H118ZM145 137V136H144ZM182 137V138H181ZM223 137V136H222ZM225 137V136H224ZM230 137V136H229ZM242 137H243V134H242ZM245 137H247V136H245ZM256 137V136H255ZM262 137V136H261ZM14 138V137H13ZM24 138H26V137H24ZM34 138V137H33ZM74 138H73V140H74ZM238 138V137H237ZM251 138V137H250ZM253 138V137H252ZM36 139L35 140H33V141H35L34 142V145H35V143H37V141H36ZM54 140H55V138H53ZM130 139V138H129ZM142 139H143V137H142ZM198 139V138H197ZM225 139V138H224ZM232 139V138H231ZM262 139V138H261ZM28 140V139H27ZM48 140V139H47ZM53 140V141H54ZM63 140V139H62ZM118 140V141H117ZM121 140V139H120ZM238 140H239V138H238ZM264 140V139H263ZM5 141V140H4ZM53 141H51V142H53ZM56 141V140H55ZM116 141V144L113 146V144H114V142ZM250 141H253V140H250ZM21 142V141H20ZM185 142H187V141H185ZM184 142V143H185ZM230 142V141H229ZM228 142V143H229ZM261 142H262V140H261ZM14 143V142H13ZM12 143V144H13ZM26 143V142H25ZM58 143V142H57ZM113 143V144H112ZM132 143H134V142H132ZM264 143V142H263ZM3 144V143H2ZM19 144V143H18ZM28 144V143H27ZM30 144H32V142L30 143ZM50 144V143H49ZM85 144V143H84ZM90 144V143H89ZM181 144H183V143H181ZM181 144H179V146L181 147ZM188 144H190V143H188ZM217 144V143H216ZM219 144V143H218ZM217 144V145H218ZM232 144V143H231ZM249 144V143H248ZM251 144V143H250ZM259 144V143H258ZM7 145V144H6ZM15 145H17V144H15ZM21 145V144H20ZM54 145V144H53ZM212 145V146H211ZM239 145V144H238ZM242 145V144H241ZM254 145V144H253ZM262 145V144H261ZM12 146V145H11ZM10 146V147H11ZM19 146V145H18ZM61 146V145H60ZM64 146V145H63ZM133 146V145H132ZM175 146V145H174ZM178 146V147H179ZM191 146H192V144H191ZM216 146V145H215ZM219 146V145H218ZM217 146V147H218ZM245 146H246V144H245ZM248 146V145H247ZM257 146V145H256ZM264 146V145H263ZM4 147V146H3ZM30 147V146H29ZM51 147V146H50ZM89 147H90V145H89ZM133 147H136V146H133ZM187 147H188V145H187ZM214 147V146H213ZM238 147H242V146H238ZM258 147V146H257ZM19 148V147H18ZM31 148V147H30ZM73 148H71V149H73ZM137 148V147H136ZM170 148H171V151L173 152L172 154L171 153H169L170 152ZM186 148V147H185ZM219 148V147H218ZM263 148V147H262ZM70 149V148H69ZM109 149H111V151L109 150ZM138 149H139V147H138ZM184 149V148H183ZM190 149V148H189ZM213 149V148H212ZM246 149H247V147H246ZM261 149V148H260ZM259 149V150H260ZM3 150V149H2ZM13 150V149H12ZM31 150V149H30ZM75 150H74V152H75ZM108 151L107 152V154H105V153H103V151ZM144 150V151H143ZM186 150V149H185ZM184 150V151H185ZM215 150V149H214ZM255 150V149H254ZM9 151V150H8ZM55 151H58V150H55ZM61 151V150H60ZM63 151V150H62ZM61 151V152H62ZM120 151V152H119ZM143 151V152H142ZM176 152H177V150H175ZM181 151H182V149H181ZM218 151V152H217ZM241 151V150H240ZM239 151V152H240ZM245 151H247V150H245ZM21 152V151H20ZM22 152H24V151H22ZM27 152V151H26ZM46 152V151H45ZM52 152V151H51ZM136 152V151H135ZM175 152V153H176ZM185 152H188V151H185ZM230 152H232V153H230ZM237 152V153H236ZM250 152V151H249ZM261 152H263V151H261ZM5 153V152H4ZM8 153V152H7ZM29 153V152H28ZM53 153V152H52ZM56 153V152H55ZM67 153V152H66ZM241 153H242V151H241ZM243 153H245V152H243ZM251 153V152H250ZM249 153V154H250ZM256 153H258V152H256ZM264 153V152H263ZM41 154V153H40ZM78 154V153H77ZM82 154V153H81ZM110 155V157L111 158H114L115 157V159L117 158V161H119V163L117 164V166H115V168H116V170L113 172V173H115V174H117V172L119 173V175H118V177H116L117 175H115V177L116 178H112V173L111 172H109L108 170H106V169H104V171H103V173L101 174V176L100 175H98L99 174V172L100 171H102L101 169H103V166L105 165L103 162H101V157H105V155L107 156V155ZM122 154V153H121ZM132 154H134V153H132ZM158 154L160 155V156H162V157H159L158 156ZM171 154V155H170ZM177 154V153H176ZM247 154V153H246ZM246 154H242V155H244V157H247L246 156ZM7 155V154H6ZM29 155V154H28ZM32 155H33V153H32ZM47 155V154H46ZM57 155V154H56ZM127 155H128V157H127ZM183 155V156H182ZM229 155H230V157H231V159L229 158L228 160H227V158L226 157H229ZM239 155V156H238ZM13 156V155H12ZM43 156V155H42ZM45 156V155H44ZM65 156V155H64ZM73 156V155H72ZM89 156V157H90ZM232 156H233V159H232ZM235 156V158H237ZM253 156V155H252ZM255 156V155H254ZM4 157V156H3ZM7 157H9V155H7ZM16 157V156H15ZM35 157V156H34ZM37 157V156H36ZM57 157H58V155H57ZM59 157H60V155H59ZM76 157V156H75ZM88 157V158H89ZM109 157V158H110ZM124 157V156H123ZM166 157V158H165ZM256 157V156H255ZM10 158V157H9ZM47 158V157H46ZM83 159V157L81 156L79 159ZM225 158H226V160H225ZM241 158H243V156L241 157ZM250 158V157H249ZM253 158V157H252ZM258 158V157H257ZM13 159V158H12ZM38 159H40V157L38 156ZM37 159V160H38ZM42 159V158H41ZM65 159V158H64ZM81 159V160H82ZM114 159V160H115ZM122 159V158H121ZM6 160H8V159H6ZM63 160V159H62ZM106 160V159H105ZM109 160V159H108ZM110 160H112V159H110ZM177 160V162H175ZM240 160V159H239ZM238 160V161H239ZM25 161V160H24ZM23 161V162H24ZM41 161V160H40ZM50 161V160H49ZM55 161V160H54ZM60 161V160H59ZM65 161V160H64ZM67 161V160H66ZM116 160L114 161V163L115 162H117ZM251 161H252V159H251ZM250 160H249V162H251ZM20 162H22V161H20ZM19 162V163H20ZM22 162V163H23ZM35 162V161H34ZM43 162V161H42ZM69 162V161H68ZM110 162L112 163L113 161H109V164H110ZM249 162H247V163H249ZM32 163V162H31ZM37 163V162H36ZM246 163V162H245ZM7 164H9V162L7 163ZM12 165H14V164H12ZM17 166H18V164H16ZM76 165V164H75ZM115 165H116V163H115ZM246 165V164H245ZM34 166H36V165H34ZM52 166V165H51ZM56 167H57V165H55ZM8 167V166H7ZM13 167V166H12ZM24 167V166H23ZM37 167V166H36ZM35 167V168H36ZM60 167V166H59ZM233 167V166H232ZM231 167V168H232ZM17 168H19V167H17ZM259 168V167H258ZM3 169V168H2ZM9 169H11V168H9ZM16 169V168H15ZM21 169V168H20ZM24 169V168H23ZM37 169H39V168H37ZM200 169H202L201 170V174H203V176H199V177H197V176H195V177H197L196 179H193V183H191V184H184V179H186L187 180V178H189V177H191V176H194L193 174L196 172V171H199ZM228 169V168H227ZM230 169V168H229ZM256 169V168H255ZM55 170V169H54ZM258 170V169H257ZM256 170V171H257ZM263 170V169H262ZM15 171L16 170H10L9 172H11V175L13 174H15ZM40 171V170H39ZM38 171V172H39ZM57 171V170H56ZM63 171H64V169L63 170H61V171H59L58 173L59 174H61V173H63ZM76 171H78V170H76ZM82 171V172H83ZM227 171V170H226ZM229 171V170H228ZM234 171V170H233ZM255 171V170H254ZM259 171V170H258ZM42 172V171H41ZM44 172L46 173L47 171H45L44 170ZM53 172V171H52ZM200 172V171H199ZM203 172V173H202ZM223 172V171H222ZM260 172V171H259ZM262 172V171H261ZM24 173V172H23ZM29 173V172H28ZM35 173V172H34ZM43 173V172H42ZM50 173V172H49ZM48 173V174H49ZM54 173V172H53ZM101 173V172H100ZM227 173V172H226ZM240 173H242V172H240ZM253 173V172H252ZM17 174V173H16ZM26 173H24L23 175H25ZM52 174V173H51ZM2 175V174H1ZM196 175V174H195ZM238 175V174H237ZM3 176V175H2ZM32 176H36V175H31V177ZM50 176L51 175H47V173H46V175L44 174V176L41 178H39L38 180H35V181H38V182H45V180L46 179H49L50 178ZM54 176L56 177L57 176V172H55V174H54ZM99 176V177H98ZM240 176H242V175H240ZM260 176V175H259ZM262 176V175H261ZM7 177V176H6ZM9 177V176H8ZM59 177V176H58ZM73 177V176H72ZM202 177H205L206 178V180H202L201 178ZM232 177H233V175H232ZM235 177H236V175H235ZM255 177V176H254ZM257 177V176H256ZM10 178V177H9ZM34 178V177H33ZM193 178V177H192ZM246 178V177H245ZM12 179V178H11ZM27 179V178H26ZM28 180V179H27ZM242 180H243V178H242ZM14 181V180H13ZM70 181V180H69ZM212 181V180H211ZM215 181V180H214ZM240 181V180H239ZM248 181H250V177H249V180ZM4 182V181H3ZM2 181H1V183H3ZM20 182V181H19ZM54 182V181H53ZM189 182H192V180L191 181H189ZM213 182V181H212ZM216 182V181H215ZM218 182V181H217ZM220 182V181H219ZM243 182V181H242ZM245 182V181H244ZM251 182V181H250ZM258 182H260V181H258ZM257 182V183H258ZM263 182V181H262ZM46 183V182H45ZM256 183V182H255ZM256 183V184H257ZM24 184V183H23ZM37 184V183H36ZM42 184V183H41ZM58 184V183H57ZM73 184V183H72ZM217 184V183H216ZM222 184V183H221ZM260 184V183H259ZM5 185V184H4ZM28 185V184H27ZM243 185H245V184H243ZM251 185V184H250ZM2 186H3V184H2ZM28 186H30V185H28ZM55 186V185H54ZM182 186V188H181V190L179 191V189L178 188H180ZM256 186H258V185H256ZM43 187V186H42ZM58 187V186H57ZM214 187V186H213ZM245 187V186H244ZM243 187V188H244ZM41 188V187H40ZM45 188V187H44ZM73 188H74V185H73ZM72 188V189H73ZM201 188V187H200ZM223 188H226L227 189V187H223ZM256 188V187H255ZM262 188V187H261ZM49 189H50V187H49ZM195 189V188H194ZM198 189V188H197ZM210 189H211V187H210ZM237 189V188H236ZM245 189H246V187H245ZM244 189V190H245ZM252 189V188H251ZM264 189V188H263ZM262 189V190H263ZM2 189H0V191H1ZM9 190V189H8ZM41 190V189H40ZM66 190H68V188H66ZM196 190V189H195ZM209 190V189H208ZM231 190V189H230ZM234 190V189H233ZM243 190V191H244ZM249 190V189H248ZM45 191V190H44ZM70 191V190H69ZM74 191V190H73ZM191 191V190H190ZM214 191V190H213ZM223 191V190H222ZM241 191V190H240ZM246 191V190H245ZM252 191V190H251ZM254 191V190H253ZM259 191V190H258ZM1 192H4L3 190L1 191ZM9 192V191H8ZM47 192V191H46ZM70 192H72V190L70 191ZM69 192V193H70ZM207 192V191H206ZM218 192H219V190H218ZM225 192V191H224ZM249 192V191H248ZM190 193V192H189ZM189 193H187L188 195H189ZM197 193V192H196ZM202 193V192H201ZM235 193H237L236 191H235ZM41 194V193H40ZM72 194L74 195V196H72ZM205 194H207V193H205ZM204 194V195H205ZM228 194V193H227ZM237 194H239V193H237ZM248 194V193H247ZM255 193H253V195H254ZM4 195V194H3ZM7 195V194H6ZM28 195V194H27ZM64 195V194H63ZM62 195V196H63ZM78 195V196H79ZM193 195V194H192ZM219 195V194H218ZM225 195V194H224ZM235 195V194H234ZM233 195V196H234ZM182 196V195H181ZM183 196H185V198H186V194L184 195L183 194ZM211 196V195H210ZM215 196V195H214ZM237 196V195H236ZM239 196V195H238ZM23 197V196H22ZM29 197V196H28ZM31 197V196H30ZM59 197V196H58ZM87 197V198H86ZM189 197H191L190 195L187 197L188 198V200H190V198ZM217 197V196H216ZM34 198V197H33ZM196 198V197H195ZM201 198H203L202 196H201ZM229 198V197H228ZM238 198V197H237ZM243 198V197H242ZM254 198V197H253ZM259 198H261L262 199V197H259ZM59 199V198H58ZM57 199V200H58ZM181 199L182 198H180V200H178L179 201V203H178V207H181V209H182V207H187V206H189V204L191 203V205L194 203V201L193 202H189V201H183V200H187V199H182V201H181ZM204 199V198H203ZM230 199V198H229ZM239 199V198H238ZM26 200V199H25ZM60 200V199H59ZM198 200V199H197ZM227 200V199H226ZM253 200V199H252ZM255 200H256V198H255ZM191 201V200H190ZM211 201V200H210ZM228 201V200H227ZM264 201V200H263ZM38 201H28V204L31 206V210L32 209H35V208H38V203H37ZM209 202V201H208ZM235 202V201H234ZM52 203H55V202H52ZM198 203V202H197ZM232 203V202H231ZM27 204V205H28ZM42 204V203H41ZM196 204V203H195ZM204 204V203H203ZM212 204V203H211ZM43 205V204H42ZM166 205V204H165ZM199 204H196V205H194V206H198ZM205 205V204H204ZM208 205V204H207ZM213 205V204H212ZM215 205V204H214ZM216 205H217V203H216ZM237 205V204H236ZM160 206V207H159ZM177 206V205H176ZM175 206V207H176ZM201 206V205H200ZM235 206V205H234ZM167 207V206H166ZM171 207V206H170ZM169 207V208H170ZM208 207V206H207ZM219 207H221L220 205H219ZM238 207V206H237ZM177 208V207H176ZM192 208V207H191ZM209 208H211L210 206H209ZM208 208V209H209ZM226 208V207H225ZM38 209V210H39ZM172 209V208H171ZM183 209H185V208H183ZM190 209V208H189ZM207 209V208H206ZM216 209V208H215ZM214 209V210H215ZM227 209V208H226ZM246 209V208H245ZM30 210V211H31ZM151 211V212H149V211ZM162 210V208H160L159 209V211H161ZM220 210V209H219ZM183 211V210H182ZM190 211V210H189ZM206 211V210H205ZM208 211V210H207ZM209 211H211L210 209H209ZM218 211V210H217ZM221 211H223V210H221ZM225 211H227V210H225ZM224 211V212H225ZM192 212V211H191ZM194 212V211H193ZM201 212V211H200ZM213 212V211H212ZM235 212V211H234ZM239 211H237L236 213H238ZM34 212H30V214H35ZM169 213V212H168ZM202 213V212H201ZM213 213H216V212H213ZM221 213V212H220ZM228 213V212H227ZM246 213V212H245ZM29 214V215H30ZM146 214V215H145ZM160 214H161V212H160ZM164 214V212L162 213V215ZM169 214H171V213H169ZM258 214H260V213H258ZM42 215V216H43ZM146 216L145 218L143 217V216ZM235 215V214H234ZM41 216V217H42ZM46 216V215H45ZM169 216H171V215H169ZM238 216V215H237ZM243 216V215H242ZM241 216V217H242ZM50 217V218H51ZM154 217V216H153ZM156 217V216H155ZM240 217V216H239ZM241 217H240V219H241ZM245 217V216H244ZM36 218V217H35ZM44 218V217H43ZM229 218V219H228ZM36 219V221H37V223H38V220ZM42 219V218H41ZM39 220V221H42V220ZM228 219V220H227ZM231 219V220H232ZM246 219V218H245ZM16 220V219H15ZM44 220V219H43ZM46 220V219H45ZM35 221V222H36ZM52 221V220H51ZM229 222V223H226V222ZM33 222V221H32ZM47 222H49V221H47ZM219 222V223H218ZM225 222V223H224ZM234 222V221H233ZM239 222H241V220L239 221ZM264 222V221H263ZM36 223V224H37ZM230 223H232V224H230ZM29 224H32V223H29ZM34 224V223H33ZM46 224V223H45ZM261 224H263V223H261ZM41 225V224H40ZM43 225V224H42ZM49 225V224H48ZM201 225V226H200ZM202 225H204V226H207V225H211L212 226V228H210L209 230H208V227L206 228V230L204 229L203 230V228H204V226H203V228H202ZM35 226V225H34ZM210 226V227H211ZM35 228V227H34ZM122 228H125V232H122L121 234H119L118 236H116V237H114V238H111L110 236L111 235H115V234H117V233H114V234H112L113 232H115L116 230H120V232L122 231L121 229ZM264 228V227H263ZM212 229V230H211ZM211 230V231H210ZM35 231V230H34ZM25 232H27V230L25 231ZM119 232V231H118ZM119 232V233H120ZM34 233H37V232H34ZM13 234V233H12ZM28 234H31V233H28ZM27 235V234H26ZM36 236H37V234H36ZM24 237V236H23ZM11 240H13V239H11ZM19 240V239H18ZM17 240V241H18ZM24 240V241H25ZM106 240V241H105ZM20 241V240H19ZM16 242V241H15ZM14 242V243H15ZM19 243V242H18ZM262 243V242H261ZM21 245V244H20ZM32 246V247H31ZM110 247L112 248V250L110 249ZM86 248V249H85ZM109 248V249H108ZM27 252H30V254H28ZM25 253H27L28 254V256H25L24 257V254ZM9 255H11V254H9ZM8 255V256H9ZM10 257V256H9ZM8 258V257H7ZM111 259V258H113V259H111V260H109V259ZM24 259V261L25 262H23L22 260ZM261 259V258H260ZM16 260V261H15ZM97 260V261H98ZM94 261V262H93ZM255 264V263H254ZM262 264V263H261Z\"/></svg>",
    "mask_w": 264,
    "mask_h": 264
},
{
    "label": "rangeland",
    "instance_id": "obj_2",
    "mask_svg": "<svg viewBox=\"0 0 264 264\" xmlns=\"http://www.w3.org/2000/svg\"><path fill=\"white\" fill-rule=\"evenodd\" d=\"M23 1H25V2H23ZM28 1V0H27ZM30 2L32 1V0H29ZM28 1V2H29ZM36 1H41V0H35L34 2H36ZM45 1V0H44ZM51 0H48V1H45V4L43 5L44 7H41L43 10L45 9V10H48L49 11V9H50V11H52L54 8V11L55 12H60L61 10L62 11H64V13L67 11H69L71 14H73V16L72 15H70V16H72L70 19L68 18V19H65V22H64V20H63V22L62 23H64V25H65V23L67 22H69L68 23V25H69V30L67 29V34H68V36H67V38L64 40L63 39V41H59V40H54V43L53 42H51L50 41V43H49V41H45L44 39H37V40H35V42H36V44H35V42L33 43L32 41H30V45L28 44L27 45V43L26 42H23V43H21V45L19 46V43H20V41L18 42V40L17 39H19L20 37H18V35L19 36H21V34L22 33H24V31H22V32H18V35L16 36V32H15V34L14 33H10V34H12V37L13 36H15V38L13 37V39H11L12 40V43H14L13 41H14V39H15V41L16 42H18V44H16V42L14 43V44H16V45H14V47L13 46H11L12 47V50L10 49V47L9 48H6L7 49V52H8V49L10 50L9 51V53H6V50H5V53L4 54H2V55H4V56H7L8 57V59H6V58H3L2 57V55H1V57L0 58H2V59H0V81L1 80H4L5 78H6V80L9 78V82L7 83L6 82V80H5V82H6V84H3L2 82L3 81H1V83H0V86L2 85V87H0V189H2L4 192H1L0 191V201H11V203H9V205L4 209V212H3V216H2V220H1V224L3 225V228H4V230L6 231V232H4L5 233V237L6 238H8V244H16V245H18L19 246V248H23L24 246L23 245H25V244H27V241L25 240V238L26 239H28L31 235H35V237L36 238H40V237H42V236H44V235H46V234H48L49 232H51L52 233V231H53V233L57 230V229H55L54 227H52V225H50V223H52L54 220H53V217L55 216H53L52 215V217L50 216V215H47V214H45V215H43V213H40V214H42L40 217H39V220L41 219L42 221H39L38 219H37V217H38V215H39V212H37V213H35V211H40V209L39 208H44L45 206H49V205H52V204H56V202L57 201H63L64 200V198H65V200H67V201H72L74 198H76V196H74L75 194H76V192H78V194H77V197H80V195H81V193H83L82 194V197L84 196V195H86V196H88V195H90V199H88L89 201L90 200H92L91 198H93V197H91V195H92V192L91 191H89L88 190V193L85 191L86 190V188H82V189H77V187H76V184H75V177H74V174H73V170H75L74 172H81V173H84V160L87 158V159H90L91 158V156H90V154L87 152L86 154H85V159H84V145H86V144H88V145H86L87 147H85L86 149L85 150H87V148H91L92 147V145H91V142H88V143H86L87 141H89V139L87 140L86 139V141H84V140H81V142H80V144H81V148H80V151L79 152H77L74 148H73V146H74V144H72L71 142H70V144H69V147L68 146H66L64 143H65V139H67V138H70L72 135H74L73 134V126H75L76 125V123H77V121L79 122L78 124L79 125H77V129L76 130H78V131H76V132H74L75 134L76 133H78V135H79V138L77 137V135L76 136H74V137H77L76 139H80V137L83 135L84 136V124H81V122H83L84 123V106H85V101H86V105H87V102L88 103H90L87 99H85V100H82V103L80 102L79 103V106H81V104H82V109H80V107H79V109H77L76 110V114L75 113H73V112H71L70 113V115L72 116H70V118H69V120L72 118V120H70L71 121V123L69 122V121H67L68 119H66V121L67 122H69V123H65L66 121H63V120H65L64 118H66V117H64L66 114L67 115H69V112L73 109V107L71 108V106H68V107H70L68 110H67V108L68 107H63V109H61V110H59V105H60V103L65 99V97H68L67 95L69 94V92H70V94H69V96L70 95H73L75 92H74V90L73 91H71V90H65L64 92L66 93L65 94V97H64V99H63V97L62 96H64V93H63V95L61 94V95H59V98H57L56 99V101H55V99H54V101H51L52 102V105H51V103L49 102L51 99H49V101H48V98L44 95V93H42V91H43V89H44V85H45V82L44 81H42V82H44L43 83V85H41L42 84V82L40 81L41 79L42 80H47V78H48V80L49 79H55L54 77H56L57 75H58V78L56 77V79L57 80H59L60 78H61V75L60 74H58V73H62L65 69H69L71 72H73L74 74H75V76H79V78L80 77H82V79H83V77H85V79H88V77H89V73H88V71L87 72H84V74H83V72L81 71L82 69H84V68H86V67H88V69L87 70H89V72H90V74L91 73H95L99 68H100V66H96V64L95 63H97L98 61H99V58L97 59L96 57V55L94 54L95 52L94 51H96L97 49L99 50V51H97V52H99L100 53V51H101V55H98L97 54V52H96V54L98 55V56H103L102 55V53L104 54V52H105V54H106V52H107V54L108 55H105L104 54V56H107V58H108V56L109 57H112V60H111V58H109L110 59V61H115V60H113V48H114V50H116V51H114L115 53L117 52V49L119 48V46L121 45V46H123L122 48H121V46H120V48H121V50L122 49H124V46H126V47H132V45L134 46L135 45V41H130L129 40V38H128V34H129V32H132V31H134L136 28L138 29L139 27H140V25L142 26V24L143 25H145L146 24V22L148 21L149 22V24L150 25H152V27L154 26V24H155V26H157L156 25V23L157 22H159V23H161V24H163V26H165L166 27V30H165V36H166V38H167V46H166V50L167 49H171V51H172V49H173V47H174V49L175 48H178L179 50H181V57H182V59H181V57H180V60H179V62H175L174 64H170V66H167V67H173V69H176V70H173V75L175 76V77H177V76H179V77H177L176 79H175V77L173 76V75H171L170 77L171 78H169L170 79V81L168 80V78H167V81H164V85H163V83L161 82V84H162V86H163V88H162V86H161V84L159 85L158 84V87H154V86H152L151 85V87H148L147 88V90L148 91H143V89H140L139 87H140V85H139V87H138V84L135 86V85H133L134 86V88H133V86H132V90H130V91H132L131 92V94H133V92H134V94L135 93H137V94H141V92H137L136 90H138L139 91V89H140V91L142 90V93L144 94V95H147L148 94V92H149V94L148 95H150L151 93H153V94H151V96L152 95H154V97L152 98V100H151V96L149 97V99L148 98H143L142 97V95L143 94H139V96L141 97V100H139V98L137 97V94H133L134 96H136L137 98H138V101L135 99L134 100V96L133 95H130L128 92H130V91H126L127 92V94H121V93H123V92H121L122 90H120V93L118 94V92H117V98L115 97L116 95H114V98H113V100H115V102L116 103H119V102H121V103H119V106H118V104H117V108H120V109H122V114H123V112L124 113H126V111L128 110V108H129V110L130 111H128L129 112V114H127V115H125L124 116V118H125V122L123 121L124 119L122 118L123 116H122V114H121V119H123L122 121L124 122H122L121 121V119H120V121L118 122V126H117V124H116V126H117V128L118 127H120V125L122 124L123 126H125V127H122V125H121V127L120 128H118L119 129V131H117V129H116V127L114 126H112V128L114 129L113 130V135H116V133L117 132H120V133H117L118 135H121V137H118V135H116L115 136V139L114 140H116L117 138H118V140L119 141H121V142H123L122 144H124L127 140H132L131 142L130 141H127L125 144H126V146L128 147L129 146V143H130V145L131 146H129L126 150L127 151H125V150H121V152H120V154L119 155H116L115 157H117L118 158V156H121V158L119 159V161H123V159L124 158H126V154L129 152V148L131 147V150L133 149V151H130V152H132V153H134V154H132V153H128V155L129 154H131V155H129V160H131L132 162L135 160V158H136V156H137V154H139L140 152H141V148H143V145H142V140H144L145 138H146V136H147V133H149V132H151V133H149L148 135H154L155 134V132L158 130V128L160 127L159 125H161L162 123H164L165 122V120L167 119H169V118H171L172 116H173V114L171 113V112H173V111H171L172 110V108H174L175 106H176V104H177V106L178 107H176V109H174V110H178L179 109V102L178 101H181V97H183L184 96V94H185V92H186V90L187 89H190V86L189 85H191V83H193V81L194 80H196V79H198V80H196V81H198V83L196 82L195 84H196V86L194 85L193 87H192V85H191V87L192 88H194V89H192V91H189V96L187 95V96H185L186 97V100L188 101L187 102V107L186 108H188L189 110H190V112H189V110L188 109H184V111L186 110V112H185V119L183 120L184 122H182L183 124H182V129H183V132L185 131V133H182V131H181V133L183 134H181L182 135V137L184 136V138H182L181 139V141H180V143L179 144H181V143H183V144H181V147L179 146V144H174L173 146H171V148H173L174 149V154L175 155H180L181 156V154H187V153H189V152H191V150H192V148H195V147H200V146H202L201 145V138L204 136V135H202V134H205L207 131H205L207 128H209L210 126H211V124H212V126H213V123L214 124H218L219 122H222V121H224V123H225V129L223 128V130L221 131V132H219V133H221V134H219V135H221V137L219 136L218 138H220V139H218V141L219 142H217L216 141V143L219 145H217L216 143H214V144H212L211 146H212V148H210V150H209V152H205V153H215L216 152V149L218 150H220V147H222V146H227V145H231V147H233L234 148V143L237 145V149L238 148H241V149H239V151L241 150L242 151V153H241V151L239 152V151H237L236 153L237 154H239L240 153V157H239V159H238V157L236 156V154H235V151H236V147L234 148V151H233V154L237 157V158H235V156H234V159L237 161L236 162V164H234V165H232V166H225L226 168H222L221 170H220V172H218V173H216V174H214L212 177H210V178H208L207 180H206V178L205 177H202L201 179L202 180H206V181H204L201 185H199L198 187H194L193 189H190L189 191H187V192H184L183 194L185 195L186 194V198H185V196H183V194L182 193H180V198H182V199H187V200H183V201H189V202H193L194 201V203L191 205V203L189 204V206H187V207H182V209H181V207H178V203H179V201L178 200H180V198L179 199H175V198H169V199H167L166 201L167 202H165L163 205H161V207L160 208H162V210L161 211H159V209L160 208H158L157 209V207L156 208H152V209H150V210H152V212L151 211H149V212H151V214H149L148 212H147V214L148 215H146L147 217H149V215H150V219H154V218H157V217H161V216H163L164 217V215L166 214V216L165 217H167V215H168V217L167 218H172L174 215H175V217H176V219L178 218V219H180V217L181 218H190V215L191 216H193V215H195V216H193V218H197V217H202V215H204L206 212H209L210 214L212 213V215H215V214H217V216L218 215H220V214H222V215H224V214H229L230 215V217L229 218H231L232 216H233V219L231 220V219H227L229 222H232L233 224H235L236 222H237V219H238V222L236 223V224H239V223H243V224H249V223H252V222H254V223H256V226L252 229L254 232H257V233H259L260 234V237H261V239L264 237V118H262V117H264V111L261 109V112L260 113H263V114H261L260 116L261 117H259V119H258V117H256L257 118V123H255L256 125H251L252 123H251V121L252 122H254V121H256V119L255 118H253L254 119V121H253V119L251 120V121H249L248 123H246L247 125H249V127L247 126V125H245V123H244V121H242L241 120V115H243V117L242 118H244V117H246V116H244V114L247 112L246 110H248V112L245 114V115H247L248 113H251L252 112V110H254V109H256V107L255 106H257V105H260L259 107L261 108V106H264V80L262 81V83H261V85L260 86H257L256 87V85H254V84H251V83H254L256 80V78H258V80L260 79V77H259V75L261 76V72L264 70V68H263V66H264V64L262 65L261 64V68L259 67V69H263L262 71L261 70H259V69H257V73L259 74V75H257V77L254 75V80L255 81H253V80H251V83H249V85L250 86H248L247 85V87L245 88V89H243L242 90V87L244 88V86H242V85H244L243 84V82H244V77H245V74H243L242 72H246V71H243V70H245L246 68H248V67H250L251 68V66H248V65H254V63H255V65L257 64V62H258V60L259 59H257V57L259 58V54L261 53L260 52V50H257V49H261V47H263V45H264V33H261V31H258V29L260 30V29H264V24H262V23H264V17L263 18H260L259 19V21H257V22H255L254 20L255 19H257V15L258 16H260L261 17V15L262 16H264V2H263V0H213V1H211V0H52L51 2H50ZM59 1H61L60 3H58ZM146 1V2H145ZM167 1V2H166ZM216 1V2H215ZM220 1V2H219ZM238 1V2H237ZM255 1V2H254ZM64 2H66V3H64ZM144 2V3H143ZM173 2V3H172ZM183 2V3H182ZM184 2L186 3V4H184ZM205 2V3H204ZM207 2V3H206ZM250 2V3H249ZM254 2V3H253ZM263 2V3H262ZM26 4L27 2H26V0H20V5L22 6V4ZM33 3V2H32ZM151 3V4H150ZM181 3V4H180ZM190 3V4H189ZM210 3H212V4H210ZM247 3V4H246ZM252 3V4H251ZM258 3L260 4V6L258 5ZM51 4V5H50ZM63 4V5H62ZM136 4V5H135ZM147 4H150V5H154V7H155V9H154V7L152 8V9H147L148 7V5ZM179 4V5H178ZM215 4H217V5H215ZM220 4V5H219ZM238 4H239V6H238ZM245 4H246V6H245ZM251 4V5H250ZM48 5V6H47ZM62 5V6H61ZM67 5V6H66ZM182 5V6H181ZM223 5V6H222ZM231 5H233L234 6V8H233V6H231ZM237 5V6H236ZM250 5V6H249ZM256 5H258V6H256ZM46 6V7H45ZM55 6V7H54ZM61 6V7H60ZM83 6V7H82ZM105 6V7H104ZM113 8H112V7ZM121 6V7H120ZM143 6V7H142ZM208 6V7H207ZM236 6V7H235ZM248 6V7H247ZM257 8H256V7ZM60 7V8H59ZM63 7V8H62ZM93 7V8H92ZM102 8V10H101V8ZM109 7V8H108ZM111 7V8H110ZM120 7V8H119ZM132 7V8H131ZM152 7V6H151ZM156 7H157V9H156ZM216 7H218L219 9L220 8H222L221 9V11L223 12V8H224V14H225V12H226V14L224 15L218 8V10L216 9V11L217 12H215V13H213V10L215 11V8ZM245 7H247L245 10L243 9V8H245ZM57 8V9H56ZM66 10H65V9ZM69 8V9H68ZM84 8V9H83ZM94 8H96V10L94 9ZM124 8V9H123ZM209 8V9H208ZM213 8V9H212ZM225 8H226V10H225ZM231 8V9H230ZM234 10H233V9ZM237 8V9H236ZM254 8V9H253ZM52 9V10H51ZM64 9V10H63ZM76 9H77V11H76ZM89 9H91L92 11H90ZM108 9V10H107ZM116 9V10H115ZM122 9V10H121ZM135 9H137V10H135ZM144 9H146L145 10V12H144ZM251 9V10H250ZM256 9V10H255ZM40 10V9H39ZM57 10V11H56ZM60 10V11H59ZM81 10V11H80ZM82 10H85L84 12L82 11ZM87 10V11H86ZM110 10V11H109ZM238 10V11H237ZM260 10H261V12H260ZM54 11H52V12H54ZM60 12V13H63V12ZM79 11V12H78ZM90 11V12H89ZM103 11L105 12V13H103ZM108 11V12H107ZM122 11V12H121ZM127 13H126V12ZM231 11V12H230ZM249 11V12H248ZM254 11H256V12H254ZM259 11V12H258ZM263 11V12H262ZM55 12H54V14H55ZM76 12H78V14H80V18H79V15L78 14H76ZM80 12H82V16H81V13ZM87 12H89V13H87ZM100 12V13H99ZM114 12H118V13H114ZM153 12H155V13H153ZM209 12V13H208ZM239 12H241V13H239ZM250 12H251V14H252V12H254L253 14H255L256 13V15L254 16L253 14L252 15H250ZM258 12V13H257ZM59 13V14H60ZM95 13V14H94ZM110 13H114V14H116V15H113V17L115 18V17H118V18H115V20H113L112 22L113 23H109V25L108 26H106V28L104 27L103 29H101V30H103L102 32H104V31H107V30H110L111 28H113V29H116L117 31H118V29H119V31H118V34H119V36H118V34L114 37V38H110L109 40H111V41H109V40H103V43H101V45L100 46H102V47H100V46H96V47H90V46H88V47H86L85 49L86 50H88L89 48L92 50V53L91 52H88V54H87V52H86V50L84 49V47L86 46V44H87V34H86V32H84L85 30H86V28L84 27L86 24V27H88V26H90V24H93L94 25V23H96V22H99L98 20H102V18L104 19V17H107V16H109L110 15ZM120 13V14H119ZM137 13V14H136ZM152 13V14H151ZM164 13V14H163ZM214 15H213V14ZM220 13H222V14H220ZM244 13V14H243ZM249 13V14H248ZM260 13V14H259ZM263 13V14H262ZM119 14V15H118ZM126 14V15H125ZM128 14V15H127ZM57 15H58V13H57ZM90 15V16H89ZM104 15V16H103ZM107 15V16H106ZM112 15V14H111ZM110 15V16H111ZM210 15H212L211 17H210ZM219 15H224L225 16V20L224 19H222V18H224V16L221 18V16H219ZM241 15H243V16H241ZM246 17H245V16ZM83 16H84V18H83ZM97 16H99V17H97ZM215 16V17H214ZM217 16H219V17H217ZM90 19H89V18ZM94 17V18H93ZM240 17V18H239ZM242 17H243V19H242ZM253 17H254V19H253ZM256 17V18H255ZM113 18V19H114ZM145 18V19H144ZM167 18V19H166ZM208 18H209V20H208ZM215 18V20H214V23L215 22H217V24L215 23H213V21H211V20H213ZM219 20H218V19ZM222 20H221V19ZM234 18H236L235 20H234ZM259 18V17H258ZM73 19V20H72ZM83 19V20H82ZM154 19V20H153ZM158 19V20H157ZM238 19H239V22H238ZM261 19H262V21H261ZM70 20V21H69ZM86 20H88V21H86ZM93 20H95V22L93 23L92 21ZM145 20V21H144ZM201 20V21H200ZM224 20V21H223ZM229 21V23L227 22V21ZM235 21V23H233V21ZM252 20H253V22H252ZM74 21H75V24L73 25L72 24V22L74 23ZM81 22V24H80V22ZM91 21V22H90ZM118 21H120V24L125 28H123L119 23H118ZM128 21V22H127ZM143 21V22H142ZM151 21V22H150ZM210 21L213 23V25H212V23H210ZM218 21H219V23H218ZM242 21V22H241ZM251 21V22H250ZM77 22H78V24H77ZM118 24H117V23ZM133 22H134V24H133ZM195 22V23H194ZM207 22V23H206ZM230 22H232L231 24H230ZM243 22H244V25H243ZM255 22V23H254ZM67 23H66V25H67ZM90 23V24H89ZM129 23V24H128ZM132 23V24H131ZM145 23V24H144ZM249 23H251L252 25H250ZM80 24V25H79ZM126 24H128L129 26V28L132 30V31H129V32H127L128 30H130L128 27H127V25ZM138 24V25H137ZM197 24V25H196ZM219 24H221V25H219ZM228 24H230V25H232L231 27H230V25H228ZM235 24V25H234ZM241 26H240V25ZM259 24V25H258ZM65 25V26H66ZM76 25V26H75ZM134 25V26H133ZM146 25H148V24H146ZM211 25V26H210ZM255 25H257V26H255ZM263 27H262V26ZM72 26V27H71ZM77 26H79V27H77ZM114 26V27H113ZM120 26V27H119ZM131 26H133V27H131ZM206 26H208L207 28H206ZM219 26V27H218ZM224 26V28H222L223 29V31H224V29H225V31H224V33H222V34H220L219 33V28L220 27H223ZM109 29H108V28ZM116 27V28H115ZM172 27V28H171ZM199 27V28H198ZM202 27H204V28H202ZM241 28L242 29V31H240L241 29H239V28ZM247 27V28H246ZM251 27H252V29H251ZM85 30H84V29ZM133 28H135L134 30H133ZM151 28V27H150ZM255 28V29H254ZM73 29V30H72ZM107 29V30H106ZM124 29V30H123ZM126 29H127V31H126ZM136 29V30H137ZM199 29V30H198ZM203 29L205 30V33H203ZM228 29V30H227ZM236 29L238 30V33H237V31H236ZM246 29V30H245ZM250 29V30H249ZM10 30V29H9ZM72 30V31H71ZM202 30V31H201ZM207 30V31H206ZM211 30V31H210ZM214 30V31H213ZM69 31V32H68ZM77 31H78V33H77ZM81 31H82V33H81ZM123 31V32H122ZM200 31V32H199ZM232 31V33H230ZM249 31H251V32H249ZM7 32H9L8 30H7ZM6 32V33H7ZM10 32H12V30L10 31ZM74 32H76V33H74ZM101 31H100V33H102ZM121 32V33H120ZM124 32H125V34H124ZM206 32H209V34H207ZM213 32V33H212ZM243 32L245 33V35L243 34ZM262 32H264L263 30H262ZM20 33V34H19ZM83 33H85L86 34V36L83 34ZM168 33V34H167ZM227 33V34H226ZM230 33V34H229ZM235 33H237V34H235ZM253 33V34H252ZM10 34H9V39H10ZM79 36H78V35ZM194 34L196 35V37L198 36L199 37V41H201V44H200V46H203V48L202 47H197V45H196V42H190L189 40L192 38V36H194ZM214 34V36H211V35H213ZM216 34V35H215ZM224 34V35H223ZM231 36H229V35ZM248 34V35H247ZM256 34V35H255ZM204 35V36H203ZM222 35V36H221ZM243 35V36H242ZM246 35L247 36H249V37H246ZM259 35V37H260V39H258L259 37H257ZM70 36V37H69ZM83 36H85V37H83ZM201 36V37H200ZM207 36H210V37H207ZM229 36V37H228ZM233 36V37H232ZM236 36V37H235ZM246 38H245V37ZM256 36V37H255ZM11 37V38H12ZM16 37H18V38H16ZM74 37V38H73ZM127 37V38H126ZM150 37V36H149ZM189 37V38H188ZM212 37V38H211ZM219 37V38H218ZM86 38V39H85ZM123 38H124V40H123ZM178 38V39H177ZM206 39V41L204 40V39ZM209 38H211V39H209ZM214 38V39H213ZM222 38V39H221ZM226 38H227V40H226ZM237 38V39H236ZM257 40H256V39ZM263 38V39H262ZM72 39V40H71ZM82 39H84V40H82ZM182 39V40H181ZM208 39V40H207ZM213 39V40H212ZM218 39V40H217ZM222 41H221V40ZM237 41H236V40ZM244 39V40H243ZM249 39V40H248ZM27 40V39H26ZM26 40H24V41H26ZM70 42H69V41ZM83 42H82V41ZM86 40V41H85ZM156 40V41H155ZM212 40V43L210 42ZM215 40L217 41V42H219V43H217V45L215 44ZM232 40V41H231ZM254 40V41H253ZM80 43H78V42ZM109 41V42H108ZM122 41V42H121ZM149 41V40H148ZM153 42V43H151V42ZM149 41V43L152 45V46H154V47H158L160 44H161V41L160 40H157V38H154V39H151ZM155 41V42H154ZM160 41V42H159ZM170 41V42H169ZM173 41V42H172ZM232 42V45H231V42ZM241 41V42H240ZM245 42V44H244V42ZM250 43H249V42ZM259 41V42H258ZM11 42V41H10ZM29 42V41H28ZM132 42V43H131ZM144 42L145 41H143V42H141V39L138 41V44L139 43H142L141 45H143L144 44ZM158 43V44H155V43ZM182 42V43H181ZM203 42H207L208 44H209V48H207L208 47V45H207V43L205 44V43H203ZM214 42V43H213ZM223 42V43H222ZM253 42H255V43H253ZM58 43V44H57ZM63 43V45H61ZM147 41L145 42V44H144V48H148L149 46H151V45H149V46H147V44H149ZM191 45H190V44ZM237 43H239L238 45H237ZM248 43H249V46H248ZM257 43V44H256ZM260 43H262V44H260ZM25 44V45H24ZM32 44H34V45H32ZM38 44V45H37ZM40 44V45H39ZM48 44V45H47ZM49 44H50V46H49ZM78 44V45H77ZM103 44H105L106 46H108V47H110V49L108 48V47H106L105 45H103ZM115 46H114V45ZM126 44V45H125ZM128 44V45H127ZM190 46H189V45ZM193 44H195V45H193ZM202 44H204V45H202ZM215 44V45H214ZM223 44V45H222ZM234 44V45H233ZM253 44V45H252ZM25 47H24V46ZM80 45H81V47H80ZM112 45V46H111ZM156 45V46H155ZM183 45V46H182ZM211 45V46H210ZM221 45H222V47H221ZM229 45H230V47H229ZM243 45V46H242ZM255 45V46H254ZM15 46H17V47H15ZM26 46H31L30 48H31V50L29 49V47H26ZM40 46H41V48H40ZM206 46V48L204 49V47ZM215 46H218L217 48H214ZM224 46H225V48L228 46V48H226L227 49V51H226V49L224 48ZM234 46V47H233ZM246 46V47H245ZM253 46V47H252ZM261 46V47H260ZM76 47V48H75ZM104 47H105V50H107V51H105L104 50ZM125 47V48H126ZM143 47V46H142ZM189 47H192V50L194 49L195 51H196V49H197V53L195 54V52H194V50L192 51L191 50V48H189ZM213 47V48H212ZM232 47V48H231ZM258 47V48H257ZM260 47V48H259ZM16 48V49H15ZM23 48V49H22ZM37 49V54H38V56H37V54H36V49ZM59 48V49H58ZM64 50H63V49ZM79 48V49H78ZM81 48V49H80ZM88 48V49H87ZM107 48V49H106ZM119 48V49H120ZM187 48V49H186ZM220 48H223V49H220ZM252 48H253V50H252ZM30 50V52L32 51H34V55H36L37 57H39V59L41 60V61H39V60H37V57L35 58V60H37V61H34L33 59L32 60H30V57L31 56H34V55H31L32 54V52H31V54H30V52L28 51H26V50ZM41 51V53H39L40 51ZM78 49V50H77ZM93 49H95V50H93ZM214 50V52H213V50ZM216 49H218V50H216ZM228 49H229V51H228ZM249 49H250V51H249ZM43 50V51H42ZM55 50V51H54ZM68 52H67V51ZM82 50H83V52H82ZM103 50V51H102ZM121 50H118V52L114 55V56H116V55H118V53H122L121 52ZM168 50V51H169ZM183 50H184V52H183ZM186 50H189V51H186ZM190 50L192 51V53L190 52ZM200 50V51H199ZM202 50H204V54L201 52ZM207 50L209 51V52H207ZM220 50V51H219ZM232 50V52H230ZM233 50H235V51H233ZM239 50V51H238ZM252 50V51H251ZM263 50H264V48H263ZM22 51H24V52H22ZM225 51V52H224ZM262 51V50H261ZM25 52H27V53H29V55H31V56H27V57H25V55L23 54V53H25ZM44 52V53H43ZM66 52V53H65ZM78 52H79V54H80V57L77 55L78 54ZM84 52H86V56L84 57L83 56V54H84ZM109 52H112V55H111V53H110V55H109ZM123 52H125L124 50H123ZM170 52V51H169ZM187 52V53H186ZM188 52H190L191 54V56L189 57V53ZM228 52H229V54H228ZM235 52V53H234ZM240 53V54H238V53ZM256 52V53H255ZM11 53H13V54H11ZM52 53V54H51ZM56 53H57V55H56ZM83 53V54H82ZM168 53V52H167ZM208 53V54H207ZM214 55H212V54ZM215 53V54H214ZM226 53V54H225ZM259 53V54H258ZM7 54V55H6ZM8 54H10V55H8ZM39 54H41L40 56H39ZM48 54V55H47ZM50 54V55H49ZM55 54V57L54 56H52V55H54ZM75 54V55H74ZM92 54H94V55H92ZM119 54V55H120ZM206 54H207V56H206ZM222 54H225V55H222ZM231 54V55H230ZM254 54H255V56H254ZM47 55V56H46ZM77 55V56H76ZM88 55L90 56V57H92V56H94L93 58H89L88 57ZM118 55V56H119ZM126 54L124 53V55H123V53L118 57V56H116L117 58H118V60H120V62H122L123 60H122V58L125 56ZM185 55V56H184ZM186 55H188V56H186ZM216 55H217V59H219L221 56V58H220V61L219 60H217L216 58V68H215V64L214 65H210L209 67H208V65L209 64H206L207 62H205V61H213L214 60V62H215V59H214V57H216ZM227 55V56H226ZM235 55H237V57H233V56ZM13 56H14V58H13ZM51 56V57H50ZM83 57V61L85 60V58H86V62L87 63H89L90 61V63H89V66H88V64L86 65V63H85V65L86 66H81L82 67V69H81V67H79V64H77L78 65V67L75 65V63H80V60L81 59H79V58H82ZM103 56V60H104V58H106V57H104ZM123 56V57H122ZM197 56V57H196ZM220 56V57H219ZM223 56L225 57V58H223ZM238 56L240 57V58H238ZM244 56V57H243ZM254 56V57H253ZM35 57V56H34ZM49 57V58H48ZM114 58V59H116L117 60V58ZM183 57H189V58H187V59H189V60H187L186 58H183ZM207 57V58H206ZM212 57V58H211ZM253 57V58H252ZM256 57V58H255ZM11 58V59H10ZM29 58V59H28ZM47 58V59H46ZM76 58H78V59H76L77 61H75V59ZM95 58V59H94ZM101 58L102 57H100V61H101ZM191 58V59H190ZM211 58V59H210ZM235 59V63L236 64H234V62L231 60V59ZM237 58L239 59V60H237ZM245 58V59H244ZM5 59V60H4ZM71 59H73L75 62H71ZM88 59H90V61L88 62L87 60ZM94 59V60H93ZM98 60V61H95V60ZM213 59V60H212ZM253 59V60H252ZM255 59H257V60H255ZM12 60V61H11ZM14 60V61H13ZM16 60V61H15ZM28 60H30V61H28ZM102 60V61H103ZM106 60V59H105ZM104 60V61H105ZM117 60V62H119ZM184 62H183V61ZM203 60V61H202ZM224 60V61H223ZM241 60V61H240ZM5 61V62H4ZM6 61H7V63H6ZM11 61V62H10ZM34 61V62H33ZM39 61V62H38ZM42 61H43V63H45V66L43 65V63H42ZM44 61H48V63L47 62H44ZM52 63H51V62ZM56 61H57V63H56ZM82 61V60H81ZM93 61H95V62H93ZM98 62L100 65H101V68L99 69L100 71L102 70V72H98L97 73V75L94 77V74H91L90 75V78H91V76L93 75V78H95V83L97 84V82L100 84V82L101 83H104L105 81L107 82V78L109 77V80H110V77L112 78V76L113 75H111L110 76V74L111 73H113L114 74V80H116V77H118L119 75H121L118 71L120 70H122L123 69V71L125 70L124 68H125V66H123V64H122V68L119 66V65H117V64H120V62L119 63H117L116 64V61L114 62L115 64H113V62H111L112 64H109L110 63V61H109V63H108V65H107V62L105 61L104 63L107 65V67L106 66H102V65H105L104 63H102V62ZM186 61V62H185ZM210 61V62H211ZM219 61V62H218ZM222 61V62H221ZM226 61V62H225ZM239 61V62H238ZM249 61V62H248ZM254 61V62H253ZM10 62V63H9ZM30 62V63H29ZM33 62V63H32ZM36 62H37V64L38 63H40V64H42V65H37L36 64ZM204 62V63H203ZM225 62V63H224ZM231 62V63H230ZM246 62V63H245ZM251 62V63H250ZM264 62V61H263ZM4 63V64H3ZM6 63V64H5ZM11 64L12 66H10V67H8V65L7 64ZM49 63H51L50 65H51V67H50V65H49ZM55 63V64H54ZM73 63H74V65H73ZM94 64V65H92V68H94L95 66L97 67V70L95 71V69H96V67H95V69L93 70L92 68H91V64ZM97 63V65H99ZM102 63V64H101ZM181 63H183V64H181ZM209 63V62H208ZM239 63H240V65H239ZM241 63H243V65H241ZM248 63V64H247ZM29 64H30V66H29ZM32 64H33V67H32ZM49 65V68H46V69H48L49 71H50V69H51V71L50 72H48V71H46V70H44L43 68H45L47 65ZM84 63L82 62L81 63V65H83ZM181 64V65H180ZM223 64H225V67H224V65ZM227 64V65H226ZM230 64V65H229ZM234 64V65H233ZM246 64H247V66H246ZM4 65V66H3ZM7 65V66H6ZM16 65L17 66H19L18 68H15L16 67ZM37 65V66H36ZM58 65V66H57ZM74 67H73V66ZM110 65L112 66V68H113V70L117 67V68H119L120 67V69H118V71H117V69H115L114 71L116 72V73H114L113 72V70L110 68ZM113 65H115V66H113ZM180 65V66H179ZM205 65H207V67L205 66ZM252 65V66H253ZM24 66V67H23ZM25 66H27V67H25ZM30 68H29V67ZM35 66H36V68H35ZM39 66H41L42 67V69H41V67L39 68L40 70L38 71V67ZM75 66H76V68H75ZM185 66V67H184ZM205 68H207V69H212L213 68V66H214V68H213V70H207V69H205ZM221 66V68L223 67V69L225 68V70H223V71H221V72H219V67ZM11 67H14V68H12V70H11ZM48 67V66H47ZM53 67H54V69H55V67H57L56 69H55V71L53 70ZM61 67H62V69H61ZM90 67V68H89ZM102 67H104V68H106L107 69V71H108V69H109V76L107 75V71L105 72L104 71V69H102ZM165 68V69H167L168 70V68ZM175 67V68H174ZM230 67V68H229ZM233 67V68H232ZM238 69H237V68ZM8 68V69H7ZM19 68H21L20 70H21V72H20V70H19ZM26 68H29V75H33L34 73L30 70V69H32L33 71H35V74L32 76V77H28V78H32V79H39V81L38 82H40V83H38V84H34L33 86L35 87V88H33L31 85H28L27 84V86H31L32 88H33V90H34V92H33V90H30L29 91V89L31 88V87H27L26 86V83L25 82H22L20 79H22V78H24V76H22V73H23V71L25 70ZM74 68H75V70H74ZM80 69V71H81V73H80V71L79 72H77V74H76V69H77V71ZM181 68H182V70H181ZM206 70V71H209V72H206L205 71V73H207V75H203L204 77H202V75H200V72H202L201 74H204V72H203V70L204 69ZM235 68V69H234ZM245 68V69H244ZM6 71H5V70ZM14 69V70H13ZM15 69H18V70H15ZM22 69H24V70H22ZM37 69V70H36ZM93 70V71H91V70ZM105 69V70H106ZM112 71H111V70ZM164 68L162 69V70H160V71H162V73L163 72H165L166 70H165ZM232 69V70H231ZM243 69V70H242ZM7 70H10V71H12V72H8ZM197 70V71H196ZM216 70H218V71H216ZM230 70H231V72H230ZM13 71H15V72H17V74L21 77L22 76V78H20V77H18L17 76V74L15 73V72H13ZM27 71V70H26ZM30 71H31V74H30ZM38 71V72H37ZM60 71V72H59ZM62 71V72H61ZM84 71H85V69H84ZM95 71V72H94ZM103 71H104V75H106V76H103L102 75V73H103ZM137 70H135V71H132V72H136ZM181 71H183V72H181ZM199 71V72H198ZM225 71V72H224ZM259 71H261V72H259ZM18 72H20V73H18ZM28 72V71H27ZM58 72V73H57ZM122 72V71H121ZM196 74H195V73ZM224 72V73H223ZM236 72V73H235ZM7 73H9V74H7ZM33 73V74H32ZM37 73V74H36ZM39 73H40V75H41V77H40V75H39ZM85 73L88 75H85ZM194 75H193V74ZM217 75H216V74ZM222 73V74H221ZM236 74V75H234V74ZM241 73H242V75H241ZM12 74H14V75H12ZM21 74V75H20ZM25 74V76L27 75L28 76V73L26 74V72H24L23 73V75ZM82 74V76H80ZM96 74V73H95ZM102 75L103 77H101V76H98V75ZM116 74V75H115ZM117 74H118V76H117ZM137 74V73H136ZM136 74H134V73H132V74H130V75H136ZM177 74V75H176ZM182 74H184V75H182ZM194 76H192V75ZM200 75L199 77H202V79L200 78L199 79V77H196L197 75ZM213 74V75H212ZM231 74H233V75H231ZM9 75H10V77H9ZM13 77H12V76ZM36 75H38L39 77H37ZM84 75V76H83ZM190 75V76H189ZM223 75V76H222ZM14 76H15V78H14ZM35 76V77H34ZM116 76V77H115ZM133 76V77H134ZM184 76V77H183ZM189 78H188V77ZM216 76V77H215ZM218 76L220 77V78H218ZM8 77V78H7ZM87 77V78H86ZM103 80H105V81H100L99 79L100 78ZM132 76H130V78H131ZM184 78V79H182V78ZM2 78V79H1ZM4 78V79H3ZM27 77H25V79L27 80L28 79ZM88 79V80H91V81H93L92 80V78L91 79ZM98 78V80H96ZM119 78V77H118ZM128 78V77H127ZM175 80H174V79ZM186 78V79H185ZM203 78H206V79H204L203 80ZM210 78V79H209ZM215 78V79H214ZM228 78H230V79H232V80H230V79H228ZM239 78V79H238ZM246 78V77H245ZM15 79V80H14ZM54 80V83H57V80ZM107 79V80H106ZM173 79V80H172ZM181 79V80H180ZM191 79V80H190ZM220 79V80H219ZM225 79H226V81H225ZM14 80V81H13ZM31 80V79H30ZM119 80V79H118ZM257 80V81H258ZM56 81V82H55ZM97 81V82H96ZM175 81V82H174ZM176 81H178V82H176ZM181 81V82H180ZM183 81H185V83L183 82ZM201 81H203V83L201 82ZM205 81V82H204ZM4 82V83H5ZM27 82V81H26ZM168 84H166V83ZM171 82V83H170ZM190 82V83H189ZM214 82V83H213ZM221 82V83H220ZM226 82V83H225ZM245 82H246V80H245ZM244 82V83H245ZM21 83V84H20ZM23 83V84H22ZM200 83V84H199ZM213 83V84H212ZM233 85H232V84ZM237 85H236V84ZM25 84V85H24ZM40 84V85H39ZM178 84V85H177ZM206 84V85H205ZM209 84V85H208ZM220 85L221 87H219L218 85ZM228 84H230V85H227ZM17 85V86H16ZM35 85H37L38 87L40 86L41 87V89L39 88V91L37 90L38 89V87L37 86H35ZM166 85H167V87H166ZM181 85V86H180ZM183 85V86H182ZM217 85V86H216ZM24 86V87H23ZM161 86V88H160V91H162V90H164L165 88L164 87H166V89H165V91H163L161 94H159V87ZM175 86V87H174ZM180 88H179V87ZM204 86H206V87H204ZM223 86H225L224 87V89H223ZM231 86H233V87H231ZM241 86V87H240ZM262 86V87H261ZM20 87H23V88H20ZM25 87H26V89H25ZM36 87H37V89H36ZM137 87V89L135 90V88ZM182 87H184V88H182ZM188 87V88H187ZM202 87V88H201ZM251 87V88H250ZM253 87V88H252ZM260 87V88H259ZM31 88V89H32ZM151 88V89H150ZM167 88H169V90H167ZM180 90H178V89ZM187 88V89H186ZM211 88V89H210ZM216 88V89H215ZM222 88V89H221ZM225 88H227V90L225 89ZM230 88V89H229ZM233 88V89H232ZM249 88V90H246V89H248ZM254 88H256V89H258V90H256V89H254ZM27 89H28V91H27ZM156 91H155V90ZM190 89V90H191ZM202 89V90H201ZM206 89H208V90H206ZM218 89H219V91H218ZM238 89V90H237ZM241 89V90H240ZM253 89V90H252ZM25 92H24V91ZM38 92H37V91ZM134 90V91H133ZM146 90V89H145ZM172 90L174 91L173 92V94H172ZM178 90V91H177ZM183 90V91H182ZM198 90V91H197ZM200 90V91H199ZM205 90V91H204ZM212 90V91H211ZM223 90V91H222ZM236 90V91H235ZM245 90V91H244ZM2 91V92H1ZM136 91V92H135ZM158 91V92H157ZM168 91V92H167ZM171 91V92H170ZM176 91H177V93H176ZM194 91V92H193ZM203 93H202V92ZM231 91V92H230ZM234 91L235 92H237V93H235V95L233 94L234 93ZM68 92V93H67ZM73 92V94H71ZM125 92V91H124ZM125 92V93H126ZM166 92V93H165ZM193 92V93H192ZM216 92H219V93H217V95H216ZM221 92V93H220ZM225 92H226V94H225ZM241 92H243L242 93V95H244V96H246L247 98H245V97H243L242 98V95L239 97V99L241 100V102H242V100L244 101L243 103H245L244 105H243V103H241L240 102V100H239V102L238 103H241L240 105L241 106H246L245 107V109H244V111H246L245 113H243L244 111H242L241 112V114L238 116V117H240V118H235V119H233V121H232V119L231 120H227V122H225L226 120L222 117V114L224 113V111L227 109V108H225V107H227V103L229 104L230 103V101L232 100V99H234V98H237L238 96H236L237 94L239 95ZM244 92L248 95H246V94H244ZM255 92V93H254ZM258 92V93H257ZM3 95H2V94ZM7 93V94H6ZM24 93V94H23ZM160 95V97L162 98V96H163V98L161 99L160 97H159V95ZM163 93H165V95H163ZM170 93V94H169ZM198 93V94H197ZM201 93V94H200ZM206 93H208V94H206ZM209 93H210V95H209ZM215 93V94H214ZM230 95V97H229V95ZM252 93V94H251ZM12 94V95H11ZM26 94V95H25ZM158 95V96H155V95ZM178 94V95H177ZM200 94V95H199ZM205 95V96H203V95ZM220 94V95H219ZM232 94V95H231ZM263 94V95H262ZM22 95V96H21ZM44 97H43V96ZM120 95H123V96H120ZM125 95H128V96H125ZM143 95V96H144ZM175 95V96H174ZM190 95H192V96H190ZM197 95V96H196ZM206 95H208V97L206 96ZM212 95V96H211ZM213 95H215V97L213 96ZM234 95V96H233ZM9 96V97H8ZM129 96H133L129 101H127L128 100V97ZM168 96V97H167ZM180 96V97H179ZM193 96L195 97V98H193ZM202 96V97H201ZM210 96V97H209ZM220 96V97H219ZM256 96V98H254ZM34 97V98H33ZM36 97V98H35ZM120 97H123L124 98V100H123V102L121 101V98ZM126 97H127V99H126ZM145 97V96H144ZM158 97V98H157ZM167 97V98H166ZM187 97H188V99H187ZM198 97H200V98H202V99H200V98H198ZM204 97V98H203ZM213 97V98H212ZM217 97V98H216ZM224 97V98H223ZM251 97V98H250ZM8 98V99H7ZM16 98V99H15ZM61 98H62V101H60V102H58L59 101V99L61 100ZM118 98H120L119 100H118ZM142 98H143V100H142ZM176 98V99H175ZM190 98V99H189ZM198 98V99H197ZM206 98H208V99H206ZM210 98H212V100H210ZM36 99V100H35ZM38 99V100H37ZM41 99V100H40ZM44 99V100H43ZM133 99V100H132ZM146 99L149 101V103H150V101H151V104H147L146 102H148V101H146ZM159 99V100H158ZM166 99V100H165ZM180 99V100H179ZM196 99V100H195ZM217 99V100H216ZM222 99V100H221ZM223 99H225V100H223ZM229 100V102H227L228 100ZM247 99H248V101H247ZM259 101H258V100ZM7 100V101H6ZM11 100V101H10ZM112 100V101H113ZM116 100H118V101H116ZM156 100V101H155ZM171 100V101H170ZM191 100H193V101H191ZM194 100H195V102H194ZM199 100V101H198ZM202 101V103H200L201 101ZM207 100V101H206ZM209 100V101H208ZM216 100V101H215ZM222 102H221V101ZM15 101V102H14ZM21 101V102H20ZM39 101H40V103H39ZM47 101V102H46ZM83 101H84V103H83ZM134 101V102H133ZM140 101V102H139ZM143 101V102H142ZM144 101H146V102H144ZM154 101V102H153ZM160 102L158 105H156L158 102ZM225 101V102H224ZM9 102V103H8ZM13 104H12V103ZM139 102V103H138ZM157 102V103H156ZM172 102V103H171ZM206 102H208L207 104H206ZM210 102V103H209ZM212 102V103H211ZM216 102V103H215ZM4 103V104H3ZM28 103V104H27ZM31 103V104H30ZM46 103H47V105H46ZM48 103H50V104H48ZM93 103V102H92ZM91 103V104H92ZM123 103H125L126 104V106L124 107L123 105H125V104H123ZM130 104V105H128V104ZM134 103H136V104H134ZM155 103V104H154ZM162 103H163V105H162ZM171 103V104H170ZM191 105H189V104ZM196 103V104H195ZM200 103V106L198 105ZM215 103V104H214ZM218 103H220V104H218ZM34 104V105H33ZM56 104V105H55ZM90 104V106H92V105H94L95 103H93L92 105ZM121 104H123V105H121ZM136 105V106H133V105ZM138 104V105H137ZM160 104H161V106H160ZM194 104V105H193ZM205 104L207 105L206 107H204L205 106ZM212 104H213V106H212ZM217 104V105H216ZM2 105H3V107H2ZM9 105V106H8ZM17 105V106H16ZM51 105V107L53 106H55V109L53 110V107L52 108H49V106ZM143 105V106H142ZM154 105V106H153ZM158 107H156V106ZM165 105V106H164ZM189 105V106H188ZM212 106V107H210V106ZM255 105V106H254ZM48 106V107H47ZM141 106V107H140ZM149 106V107H148ZM151 106V107H150ZM194 106V110H193V107ZM199 106V107H198ZM216 106V107H215ZM219 106V107H218ZM251 106H253L252 107V109H251ZM1 107H2V109H1ZM26 107H28V108H26ZM46 107V108H45ZM122 107V108H121ZM124 107V108H123ZM126 107H128L127 109H125ZM134 107V108H133ZM143 107V108H142ZM145 107H146V109H145ZM153 107V108H152ZM160 107V108H159ZM161 107L163 108V110H160L161 109ZM210 107V108H209ZM4 108V109H3ZM10 108V109H9ZM14 108V109H13ZM20 108V109H19ZM23 110H22V109ZM24 108L26 109V110H24ZM131 108H133V111L135 112L136 111V109H137V112H139V111H141V116L140 115H136L137 116V122H136V120H134L136 117L135 116H132L133 114H134V112H131L132 111V109ZM136 108V109H135ZM150 108V109H149ZM152 108V109H151ZM192 108V109H191ZM199 108V109H198ZM200 108H201V110H200ZM206 108V109H205ZM221 108V109H220ZM250 110H249V109ZM257 108H258V106H257ZM263 108V107H262ZM18 110V111H15V110ZM37 109V110H36ZM57 109V110H56ZM119 109V110H120ZM144 111H143V110ZM165 109H166V111H165ZM197 110V112L195 113V111ZM205 110V113H204V110ZM211 109L213 110V111H211ZM219 109V110H218ZM223 109V110H222ZM225 109V110H224ZM264 109V108H263ZM13 110V111H12ZM52 111V113L50 112V111ZM70 110V111H69ZM80 110H81V112H80ZM83 110V111H82ZM123 110H126V111H123ZM153 111V112H151V111ZM187 110H188V112H187ZM199 110H200V112H199ZM203 110V111H202ZM216 110H218V111H216ZM243 110V109H242ZM57 112V113H55V112ZM61 111V112H60ZM69 111V112H68ZM72 111H75L74 109L72 110ZM146 111V112H145ZM150 111V112H149ZM154 111H156V112H154ZM159 111H160V113H159ZM163 112V115H162V112ZM169 111V112H168ZM183 111V112H184ZM191 111H192V113H191ZM11 112V113H10ZM22 112H24V115H23V113ZM58 112H60V113H58ZM63 112H65V114L63 113ZM66 112H68V113H66ZM142 112H144V115H143V113ZM207 112V113H206ZM212 112H214V113H212ZM219 112V113H218ZM22 115H21V114ZM46 113V115L44 116V114ZM52 114V116L50 115V114ZM81 113V114H80ZM145 113H150V114H148L147 116L145 115ZM173 113H175V112H173ZM209 113V114H208ZM4 114V115H3ZM15 114V115H14ZM75 114V118L73 119V115ZM79 114V115H78ZM139 114V113H138ZM154 114V115H153ZM160 116H159V115ZM171 114V115H170ZM199 115V118H196V117H198V115ZM208 114V115H207ZM216 114H217V116H216ZM5 115H7V116H5ZM20 115V116H19ZM60 115H62V116H60ZM77 115H78V118H77ZM128 115L130 116L131 115V117L132 118H134V119H130V117H128ZM193 117H192V116ZM194 115H197V116H194ZM204 115V116H203ZM210 115H211V118H210ZM220 115V116H219ZM2 116V117H1ZM4 116H5V118H4ZM9 116V117H8ZM31 116V117H30ZM40 118H39V117ZM49 116V117H48ZM146 117V118H143V117ZM151 116H153L154 118H156V119H154L153 117H151ZM168 116H169V118H168ZM189 116V117H188ZM216 116V117H215ZM8 117V118H7ZM15 117V118H14ZM21 117V118H20ZM24 117V118H23ZM33 117V118H32ZM44 117H48L47 119H46V122H45V124L43 125V127L46 129V130H44V133L45 134H47V131H50L48 134H47V137H46V135L45 136H43V138L44 139H41V142H43L44 140H46V143H45V146H44V148H43V150L42 151H38V152H36V153H34V152H32V148L34 147V146H37L36 144H39L38 143V141H37V139L35 138V133H33L34 131H35V127H37V125H40L39 124V122H40V120H42ZM69 117V116H68ZM139 117H141V118H139ZM160 117V118H159ZM167 117V118H166ZM209 117V118H208ZM51 118V119H50ZM53 118V119H52ZM63 118V119H62ZM142 118H143V120H142ZM147 118H149V119H147ZM151 118H152V120H151ZM165 118V119H164ZM188 118H190V119H193V121L192 122H190L191 120H188ZM195 118V119H194ZM206 118H207V120H206ZM215 119V121H214V119ZM262 118V119H261ZM12 119V120H11ZM23 119V120H22ZM35 119H36V122H35ZM58 119H59V121H58ZM61 119V120H60ZM76 119H78V120H76ZM118 119V120H119ZM139 119L141 120V124H139L140 123V121H139ZM261 119V120H260ZM6 120V121H5ZM75 120V121H74ZM81 120H83V121H81ZM89 120H90V118H89ZM89 120H87L86 122H85V128H89V126H90V122H91V120L89 121ZM133 120L135 121V122H133ZM159 120V121H158ZM195 120V121H194ZM213 120V121H212ZM260 120V121H259ZM2 121V122H1ZM12 121V122H11ZM34 121V122H33ZM39 121V122H38ZM81 121V122H80ZM129 122V123H127V122ZM132 121V122H131ZM149 121H151V122H149ZM213 123H212V122ZM237 121V122H236ZM122 122V123H121ZM153 122V123H152ZM179 122V121H178ZM186 122V123H185ZM189 122H190V124H189ZM194 122V123H193ZM19 125H18V124ZM33 123V124H32ZM55 125H54V124ZM135 123V124H134ZM139 124V130H137L138 132H140V133H138L137 131H136V129H135V125H136V127H138V125L137 124ZM152 123V124H151ZM196 123V124H195ZM199 123V124H198ZM210 123V124H209ZM250 123V124H249ZM261 123V124H260ZM26 124V125H25ZM59 124V125H58ZM61 124V125H60ZM67 125V127L69 128L68 130H67V128H66V125ZM74 124V125H73ZM88 124H89V126H88ZM126 124V125H125ZM129 124V125H128ZM133 124H134V127L132 128V126H133ZM209 124V125H208ZM238 124V125H237ZM254 124V123H253ZM260 124V125H259ZM13 125H14V127H13ZM16 125H18V126H16ZM49 125V126H48ZM57 125L59 126V127H61V128H58L57 127ZM73 125V126H72ZM113 125H115V124H113ZM130 125H131V128H129L130 127ZM194 125V126H193ZM9 126V127H8ZM23 127V128H21V127ZM48 126V127H47ZM54 126H56V127H54V129H53V131H52V128ZM88 126V127H87ZM192 126V127H191ZM196 126V127H195ZM198 126V127H197ZM211 126V127H212ZM229 126H231V127H229ZM243 126V127H242ZM254 128H253V127ZM13 127V128H12ZM189 127V128H188ZM197 128V129H195V128ZM202 127H204V128H202ZM252 127V128H251ZM3 128H5V129H3ZM51 128V129H50ZM125 128H127L126 130V133L128 134L129 133V136L128 135H126V136H128L129 138H126L127 140L125 141L124 139H125V135L124 134H126L124 131H125ZM142 128H144L143 130H142ZM153 128V129H152ZM188 128V129H187ZM190 128L191 129H193V130H190ZM201 128H202V132L200 131L201 130ZM236 128H237V130H236ZM18 129H20V130H18ZM122 129H123V131H122ZM129 129H132L131 131L129 130ZM134 129H135V131H134ZM149 129H151L149 132H148V130ZM154 129H156L155 131H154V134H153V131L152 130H154ZM205 129V130H204ZM234 130V131H232V130ZM241 129H243V130H241ZM255 129H256V131H255ZM55 130H56V132H55ZM82 130V131H81ZM141 130H142V133H141ZM208 130V129H207ZM225 130V131H224ZM240 130H241V132H243V133H241L240 132ZM248 130V131H247ZM2 131H3V133H2ZM8 131V132H7ZM13 131V132H12ZM60 132L59 134L57 133V132ZM80 131H81V133H82V135H81V133H80ZM147 131V132H146ZM195 131V132H194ZM200 132V133H198V132ZM228 131V132H227ZM253 131V132H252ZM65 132V133H64ZM144 132V133H143ZM189 132V133H188ZM197 132V133H196ZM223 132L225 133V134H223ZM235 132V133H234ZM255 132V133H254ZM3 135H2V134ZM58 135H57V134ZM80 133V134H79ZM146 133V134H145ZM193 133V134H192ZM260 133V134H259ZM7 134V135H6ZM15 134V135H14ZM25 134V135H24ZM70 134H71V136H70ZM123 134V135H122ZM138 134H140V135H138ZM145 134V135H144ZM242 134H243V137H242ZM48 135H50L49 137H48ZM198 135V136H197ZM201 135V136H200ZM207 135V134H206ZM206 135H205V137H206ZM250 135V136H249ZM253 135H255V136H253ZM8 136V137H7ZM34 138H33V137ZM58 136V137H57ZM62 136V137H61ZM67 136V137H66ZM122 136H124V139H123V137ZM145 136V137H144ZM223 136V137H222ZM225 136V137H224ZM230 136V137H229ZM245 136H247V137H245ZM262 136V137H261ZM14 137V138H13ZM24 137H26V138H24ZM73 137V138H74ZM142 137H143V139H142ZM239 138V140H238V138ZM251 137V138H250ZM253 137V138H252ZM53 138H55V140L53 139ZM73 138H72V141L75 143L77 140L74 138V140H73ZM198 138V139H197ZM225 138V139H224ZM232 138V139H231ZM262 138V139H261ZM28 139V140H27ZM36 139V141H37V143H35V145H34V142L35 141H33V140H35ZM48 139V140H47ZM63 139V140H62ZM121 139V140H120ZM5 140V141H4ZM54 140V141H53ZM68 140V139H67ZM117 140V141H118ZM250 140H253V141H250ZM261 140H262V142H261ZM21 141V142H20ZM51 141H53V142H51ZM185 141H187V142H185ZM230 141V142H229ZM14 142V143H13ZM26 142V143H25ZM32 142V144H30ZM45 142V141H44ZM58 142V143H57ZM132 142H134V143H132ZM142 142V143H141ZM185 142V143H184ZM229 142V143H228ZM3 143V144H2ZM13 143V144H12ZM19 143V144H18ZM28 143V144H27ZM50 143V144H49ZM85 143V144H84ZM90 143V144H89ZM188 143H190V144H188ZM232 143V144H231ZM249 143V144H248ZM251 143V144H250ZM259 143V144H258ZM7 144V145H6ZM15 144H17V145H15ZM21 144V145H20ZM54 144V145H53ZM113 144V143H112ZM116 144V141L114 142V144H113V146ZM191 144H192V146H191ZM240 146H242V147H238L239 145ZM242 144V145H241ZM245 144H246V146H245ZM254 144V145H253ZM262 144V145H261ZM12 145V146H11ZM19 145V146H18ZM61 145V146H60ZM64 145V146H63ZM89 145H90V147H89ZM136 146V147H133V146ZM187 145H188V147H187ZM216 145V146H215ZM232 145H234V146H232ZM248 145V146H247ZM258 147H257V146ZM4 146V147H3ZM11 146V147H10ZM31 148H30V147ZM51 146V147H50ZM179 146V147H178ZM219 148H218V147ZM19 147V148H18ZM138 147H139V149H138ZM141 147V148H140ZM186 147V148H185ZM246 147H247V149H246ZM263 147V148H262ZM70 148V149H69ZM71 148H73V149H71ZM171 148H170V152L169 153H173L172 151H171ZM184 148V149H183ZM190 148V149H189ZM261 148V149H260ZM3 149V150H2ZM13 149V150H12ZM31 149V150H30ZM181 149H182V151H181ZM186 149V150H185ZM215 149V150H214ZM255 149V150H254ZM260 149V150H259ZM9 150V151H8ZM55 150H58V151H55ZM62 152H61V151ZM74 150H75V152H74ZM110 151H111V149H109ZM138 150H140V152H138ZM175 150H177V152L175 151ZM188 151V152H185V151ZM245 150H247V151H245ZM21 151V152H20ZM22 151H24V152H22ZM27 151V152H26ZM46 151V152H45ZM53 153H52V152ZM88 151V150H87ZM136 151V152H135ZM144 151V150H143ZM142 151V152H143ZM251 153H250V152ZM261 151H263V152H261ZM5 152V153H4ZM8 152V153H7ZM29 152V153H28ZM56 152V153H55ZM67 152V153H66ZM107 150L106 151H103V153H105V154H107ZM127 152V153H126ZM177 154H176V153ZM218 152V151H217ZM243 152H245V153H243ZM256 152H258V153H256ZM32 153H33V155H32ZM41 153V154H40ZM78 153V154H77ZM82 153V154H81ZM122 153V154H121ZM230 153H232V152H230ZM247 153V154H246ZM250 153V154H249ZM9 155V157H7V155ZM29 154V155H28ZM47 154V155H46ZM58 155V157H57V155ZM170 154V155H171ZM242 154H246V156L247 157H244V155H242ZM13 155V156H12ZM43 155V156H42ZM45 155V156H44ZM59 155H60V157H59ZM65 155V156H64ZM73 155V156H72ZM128 155H127V157H128ZM173 155V154H172ZM253 155V156H252ZM256 157H255V156ZM4 156V157H3ZM16 156V157H15ZM35 156V157H34ZM37 156V157H36ZM38 156L40 157V159H38ZM76 156V157H75ZM83 157V159L81 160V159H79L80 157ZM90 156V157H89ZM124 156V157H123ZM158 156L159 157H162V156H160L159 154H158ZM183 156V155H182ZM239 156V155H238ZM243 156V158H241ZM47 157V158H46ZM89 157V158H88ZM110 157V155L108 154L107 156L105 155V157H101V162H103L105 165L103 166V169H101L102 171H100L99 172V174L98 175H100L101 176V174L103 173V171H104V169H106V170H110L109 172H111L112 173V178H116V177H118V175H119V173L117 172V174H115V173H113L115 170H116V168H115V166H117V164L119 163V161H117V158L115 159V157L114 158H109ZM135 157V158H134ZM250 157V158H249ZM253 157V158H252ZM258 157V158H257ZM13 158V159H12ZM42 158V159H41ZM65 158V159H64ZM166 158V157H165ZM227 158V160L230 158L231 159V157H230V155H229V157H226ZM226 158H225V160H226ZM6 159H8V160H6ZM38 159V160H37ZM63 159V160H62ZM106 159V160H105ZM109 159V160H108ZM110 159H112V160H110ZM117 161V162H115L116 163V165H115V163H114V161L115 160ZM232 159H233V156H232ZM251 159H252V161H251ZM25 160V161H24ZM41 160V161H40ZM50 160V161H49ZM55 160V161H54ZM60 160V161H59ZM65 160V161H64ZM67 160V161H66ZM239 160V161H238ZM249 160L251 161V162H249ZM20 161H24L23 163L22 162H20ZM35 161V162H34ZM43 161V162H42ZM69 161V162H68ZM83 161V163H81ZM109 161H113L112 163L110 162V164H109ZM9 162V164H7ZM20 162V163H19ZM32 162V163H31ZM37 162V163H36ZM175 162H177V160L175 161ZM246 162V163H245ZM247 162H249V163H247ZM12 164H14V165H12ZM16 164H18V166L16 165ZM76 164V165H75ZM246 164V165H245ZM34 165H36V166H34ZM52 165V166H51ZM55 165H57V167L55 166ZM8 166V167H7ZM13 166V167H12ZM24 166V167H23ZM60 166V167H59ZM17 167H19V168H17ZM36 167V168H35ZM232 167V168H231ZM259 167V168H258ZM3 168V169H2ZM9 168H11V169H9ZM16 168V169H15ZM21 168V169H20ZM24 168V169H23ZM37 168H39V169H37ZM228 168V169H227ZM230 168V169H229ZM256 168V169H255ZM16 170L15 171V174L13 175H11V172H9L10 170ZM55 169V170H54ZM64 169V171H63V173H61V174H59L58 172L59 171H61V170H63ZM260 171H258V170ZM263 169V170H262ZM40 170V171H39ZM44 170L45 171H47L46 173H47V175H51L50 176V178L49 179H46L45 180V182H38V181H35V180H38L40 177L42 178L43 176H44V174L46 175V173L44 172ZM57 170V171H56ZM76 170H78V171H76ZM201 170L202 169H200L199 171H196L193 175L194 176H191V177H189V178H187V180L186 179H184L183 181H184V184H191V183H193V179H196L197 177H199V176H203V174H201ZM227 170V171H226ZM229 170V171H228ZM234 170V171H233ZM255 170V171H254ZM257 170V171H256ZM39 171V172H38ZM43 173H42V172ZM54 173H53V172ZM83 171V172H82ZM223 171V172H222ZM262 171V172H261ZM26 173L25 175H23L24 173ZM29 172V173H28ZM35 172V173H34ZM50 172V173H49ZM55 172H57V176L55 177L54 176V174H55ZM227 172V173H226ZM240 172H242V173H240ZM253 172V173H252ZM17 173V174H16ZM49 173V174H48ZM52 173V174H51ZM203 173V172H202ZM3 176H2V175ZM36 175V176H32L31 177V175ZM196 174V175H195ZM238 174V175H237ZM115 175H117L116 177H115ZM232 175H233V177H232ZM235 175H236V177H235ZM240 175H242V176H240ZM260 175V176H259ZM262 175V176H261ZM7 176V177H6ZM10 178H9V177ZM59 176V177H58ZM73 176V177H72ZM195 176H197V177H195ZM255 176V177H254ZM257 176V177H256ZM34 177V178H33ZM39 177V178H38ZM99 177V176H98ZM193 177V178H192ZM246 177V178H245ZM249 177H250V181H248L249 180ZM12 178V179H11ZM28 180H27V179ZM242 178H243V180H242ZM14 180V181H13ZM70 180V181H69ZM192 180V182H189V181H191ZM213 182H212V181ZM216 182H215V181ZM240 180V181H239ZM1 181L3 182V183H1ZM20 181V182H19ZM54 181V182H53ZM75 181V182H74ZM218 181V182H217ZM220 181V182H219ZM243 181V182H242ZM245 181V182H244ZM258 181H260V182H258ZM263 181V182H262ZM257 184H256V183ZM24 183V184H23ZM37 183V184H36ZM42 183V184H41ZM58 183V184H57ZM73 183V184H72ZM217 183V184H216ZM222 183V184H221ZM260 183V184H259ZM2 184H3V186H2ZM5 184V185H4ZM30 185V186H28V185ZM243 184H245V185H243ZM251 184V185H250ZM55 185V186H54ZM73 185H74V188H73ZM256 185H258V186H256ZM43 186V187H42ZM58 186V187H57ZM214 186V187H213ZM246 187V189H245V187ZM41 187V188H40ZM45 187V188H44ZM49 187H50V189H49ZM201 187V188H200ZM210 187H211V189H210ZM223 187H227V189L226 188H223ZM244 187V188H243ZM256 187V188H255ZM262 187V188H261ZM66 188H68V190H66ZM73 188V189H72ZM181 188H182V186L180 187V188H178L179 189V191L181 190ZM198 188V189H197ZM237 188V189H236ZM252 188V189H251ZM9 189V190H8ZM41 189V190H40ZM209 189V190H208ZM231 189V190H230ZM234 189V190H233ZM246 191H245V190ZM249 189V190H248ZM263 189V190H262ZM45 190V191H44ZM72 190V192H70V191ZM74 190V191H73ZM214 190V191H213ZM218 190H219V192H218ZM223 190V191H222ZM241 190V191H240ZM244 190V191H243ZM252 190V191H251ZM254 190V191H253ZM259 190V191H258ZM9 191V192H8ZM47 191V192H46ZM207 191V192H206ZM225 191V192H224ZM235 191L237 192V193H239V194H237V193H235ZM249 191V192H248ZM70 192V193H69ZM73 192H75V193H73ZM190 192V193H189ZM197 192V193H196ZM202 192V193H201ZM41 193V194H40ZM71 193H73L72 194V196H74V197H71ZM79 193H80V195H79ZM187 193H189V195L191 196V197H189L190 198V200H188V194ZM205 193H207V194H205ZM228 193V194H227ZM248 193V194H247ZM253 193H255L254 195H253ZM4 194V195H3ZM7 194V195H6ZM28 194V195H27ZM64 194V195H63ZM193 194V195H192ZM205 194V195H204ZM219 194V195H218ZM225 194V195H224ZM235 194V195H234ZM63 195V196H62ZM79 195V196H78ZM182 195V196H181ZM211 195V196H210ZM215 195V196H214ZM234 195V196H233ZM237 195V196H236ZM239 195V196H238ZM23 196V197H22ZM29 196V197H28ZM31 196V197H30ZM59 196V197H58ZM92 196H94V195H92ZM201 196L204 198H201ZM217 196V197H216ZM34 197V198H33ZM64 197V198H63ZM196 197V198H195ZM230 199H229V198ZM239 199H238V198ZM243 197V198H242ZM254 197V198H253ZM259 197H262V199L261 198H259ZM60 200H59V199ZM70 198V200H68ZM84 198V197H83ZM87 198V197H86ZM255 198H256V200H255ZM26 199V200H25ZM58 199V200H57ZM61 199H63V200H61ZM182 199H181V201H182ZM198 199V200H197ZM228 201H227V200ZM253 199V200H252ZM193 200V201H192ZM211 200V201H210ZM28 201H38L37 203L39 204L38 205V208H35V209H30L31 208V206L28 204ZM209 201V202H208ZM235 201V202H234ZM52 202H55V203H52ZM198 202V203H197ZM232 202V203H231ZM43 205H42V204ZM199 204L198 206H194V205H196V204ZM205 205H204V204ZM213 205H212V204ZM216 203H217V205H216ZM28 204V205H27ZM166 204V205H165ZM208 204V205H207ZM215 204V205H214ZM237 204V205H236ZM177 205V206H176ZM201 205V206H200ZM219 205L221 206V207H219ZM235 205V206H234ZM44 206V207H43ZM167 206V207H166ZM171 206V207H170ZM177 208H176V207ZM208 206V207H207ZM209 206L211 207V208H209ZM238 206V207H237ZM170 207V208H169ZM192 207V208H191ZM227 209H226V208ZM172 208V209H171ZM183 208H185V209H183ZM190 208V209H189ZM207 208V209H206ZM211 210V211H209V209ZM216 208V209H215ZM246 208V209H245ZM39 209V210H38ZM215 209V210H214ZM220 209V210H219ZM31 210V211H30ZM183 210V211H182ZM190 210V211H189ZM206 210V211H205ZM208 210V211H207ZM218 210V211H217ZM221 210H223V211H221ZM225 210H227V211H225ZM192 211V212H191ZM194 211V212H193ZM202 213H201V212ZM216 212V213H213V212ZM225 211V212H224ZM235 211V212H234ZM237 211H239L238 213H236ZM30 212L32 213V212H34L35 214H30ZM160 212H161V214H160ZM164 212V214L162 215V213ZM171 213V214H169V213ZM221 212V213H220ZM228 212V213H227ZM246 212V213H245ZM258 213H260V214H258ZM30 214V215H29ZM38 214V215H37ZM235 214V215H234ZM143 216L144 218L146 217V216ZM169 215H171V216H169ZM238 215V216H237ZM243 215V216H242ZM154 216V217H153ZM156 216V217H155ZM241 217V219H240V217ZM245 216V217H244ZM36 217V218H35ZM44 217V218H43ZM51 217V218H50ZM146 217V218H147ZM175 217H173V218H175ZM199 217V218H200ZM246 218V219H245ZM16 219V220H15ZM36 219L38 220V223H37V221H36ZM44 219V220H43ZM46 219V220H45ZM52 220V221H51ZM241 220V222H239ZM33 221V222H32ZM36 221V222H35ZM47 221H49V222H47ZM226 222V223H229V222ZM234 221V222H233ZM246 222V223H245ZM29 223H32V224H29ZM34 223V224H33ZM37 223V224H36ZM46 223V224H45ZM219 223V222H218ZM225 223V222H224ZM232 223H230V224H232ZM261 223H263V224H261ZM41 224V225H40ZM43 224V225H42ZM49 224V225H48ZM35 225V226H34ZM201 226V225H200ZM203 226L204 225H202V228H203ZM211 225H207V226H204V228H203V230L205 229L206 230V228L208 227V230L210 229V228H212V226L210 227ZM35 227V228H34ZM50 227H52V228H54V229H52V231H51V228ZM206 227V228H205ZM121 229V228H120ZM27 230V232H25ZM35 230V231H34ZM122 231L120 232V230L118 229V230H116L115 232H113L112 234H114V233H117V234H115V235H111L110 237L111 238H114V237H116V236H118L119 234H121L122 232H125L126 230H125V228H122L121 229ZM212 230V229H211ZM210 230V231H211ZM120 233H119V232ZM34 232H37V233H34ZM13 233V234H12ZM28 233H31V234H28ZM27 234V235H26ZM36 234H37V236H36ZM24 236V237H23ZM11 239H13V240H11ZM20 241H19V240ZM25 241H24V240ZM18 240V241H17ZM23 240V242L25 243H23V242H21ZM16 241V242H15ZM106 241V240H105ZM15 242V243H14ZM19 242V243H18ZM262 242V243H261ZM21 244V245H20ZM23 246V247H22ZM32 247V246H31ZM86 249V248H85ZM109 249V248H108ZM110 249L112 250V248L110 247ZM260 254H259V256L261 255V257H259L258 258V260H256L254 263L255 264H264V239L263 240H261L260 241ZM28 254H30V252H27ZM27 253H25L24 254V257L25 256H28V254ZM9 254H11V255H9ZM10 257H9V256ZM8 257V258H7ZM14 257L15 258V255L13 254V253H11V252H9V253H7V256H6V260L4 261V263H0V264H12V262H14V261H10L12 258ZM261 258V259H260ZM109 259V258H108ZM111 259H113V258H111ZM111 259H109V260H111ZM98 259L96 258L94 261L96 262V264H99V262H100V260H98ZM16 261V260H15ZM23 262H25L24 261V259L22 260ZM93 261V262H94ZM253 263V264H254Z\"/></svg>",
    "mask_w": 264,
    "mask_h": 264
}]
</instances>
